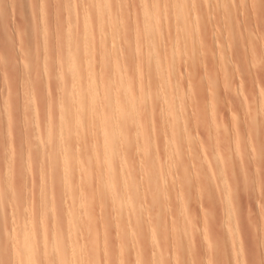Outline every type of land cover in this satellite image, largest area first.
I'll return each instance as SVG.
<instances>
[{
  "label": "rangeland",
  "instance_id": "obj_1",
  "mask_svg": "<svg viewBox=\"0 0 264 264\" xmlns=\"http://www.w3.org/2000/svg\"><path fill=\"white\" fill-rule=\"evenodd\" d=\"M2 1H4L5 3L4 2L2 3ZM7 1L8 0L0 1V6H1L0 7V12H1L0 14V41H1L0 42V91H1L0 92V129L1 130L0 131H2L0 132V135H1L0 138H2L0 140V153H1L0 154V174H1L0 183H2L0 185V187L2 186L0 188V234L2 235L0 236V239H1L0 240L1 241L0 242V264H7L8 261H10L11 264L24 263L23 259L21 258L22 255L19 249L20 246H19L18 240L16 239H18V236H20V233L22 231L26 229L27 232L28 231L30 232L32 228L34 230L32 229L30 234L35 233L34 234L35 237L33 236V238H31V241L33 243H39V246H40L38 248V252L35 253L36 258H35L34 264H48V260L50 257L48 258V260H46L47 256L45 257V254L43 252V245H44L43 242H45L44 241L45 239H47L46 241H48V238H50L51 240L50 242L52 243L55 241L54 239L56 238L52 236V237H47L44 239L45 236L43 232H45V230L49 231L50 229L51 231L52 230L55 231L57 227L56 225L58 224L55 219L63 220V221L61 220L62 222L58 221L59 224L62 223L60 229L64 233H62L61 230L60 231L65 237L66 236L68 237V238L66 237V240L69 241L70 239V241L67 244V246L69 245L68 253L69 255L71 254L70 255L71 257L78 258L75 264H93L94 262L95 264H122V262H124L123 264H137L138 263L137 260L139 261L138 264H141L144 260L145 262H143L142 264H152V263L153 264H163V263L164 264H264V69H262L261 67V56H262V53H264V4H262L261 0H189L190 1L189 4L187 3L189 1L187 2L185 1L188 4L187 7H189L190 10L193 8V10H196V12H198L199 10L202 12L199 11V13L197 14L195 11H193L195 13V16L196 14L200 16V19L198 20V18L194 16L192 11L189 10L190 11L189 13V11L187 10L188 8L186 9L188 11L187 15L188 14L190 15L192 12L191 14L192 17L190 16V19L191 18L193 19L194 17V20L197 19V21L195 22L194 20L191 19L192 20L191 24H193L194 25L193 26L190 24L191 20L188 19L190 21L189 22L186 18L187 23L189 22L188 24L191 25L193 29L192 27H190L191 29L188 30V32L184 34H181L180 33L181 31L180 32L176 31V34L179 35V38H177L178 36L176 35H175L176 38L173 37L174 34L172 35V33H175V32H172V30L174 29L169 30L172 26V25L169 26L170 25L169 23L175 24L178 21L177 20L178 10L177 12L175 11L176 14H172V17L170 16V14L168 16V13L166 11L165 12L167 13V15L164 11L161 12L163 10L161 9L163 5L162 3H164L162 2V0H149V2H151L149 3L150 8L148 4L146 5V3L148 2L147 0L144 1V3L146 2L145 4L142 3L143 0L142 1L141 0H114V3H117L115 4V6L113 3V0H112V3L111 1H109V3H111L113 7H115V9L110 7L112 6L111 4L110 5L107 4V6H105L102 0H101L102 3H100V0H96L97 6L100 7V5L103 4L105 6L104 7L102 5L104 8L107 9L108 7V9L110 8V11L112 9L111 11L112 14L109 15L111 16V18L108 16L109 13H107V15H104L106 13H104V11H101L102 6L100 7L101 8L100 11H99V8L98 10L96 8L97 11H95V7H92V6L90 7V4H88L92 2V1L89 2L90 0H81L82 2L80 0H73V1L72 0H53V1L52 0H49V1L48 0H42V1L33 0L34 2L33 7L31 6L32 0L31 2L30 0L29 2L28 0H24V2L23 0H20V1L19 0L18 1L9 0L8 1L9 3ZM16 1L18 2V6L21 7V8L19 7L20 9H17ZM57 1H59L60 3H58ZM138 1H141V2L139 3ZM86 2L89 6L85 4ZM158 2L159 3L161 2V3L159 4ZM73 3L76 6H74ZM79 3L84 8L82 6H79ZM216 3L217 5H215ZM10 4L13 7H11ZM45 4L47 5V7ZM58 4L60 6L62 4L63 6L59 7ZM158 4L160 5L159 7H157ZM35 5L37 9L35 8ZM143 5L147 6L146 11L148 12L151 11L150 13H154V16L157 14L155 21H154L155 17L152 18L153 22H149V19H146L148 17L145 14L146 12L145 9L143 10V8L145 7V6L143 7ZM28 6L31 7L30 10ZM64 6L66 8H64ZM85 6L87 8L88 7L90 8L87 9ZM93 6H96V4L95 5L93 4ZM221 6L223 9L221 8ZM139 7L142 9V12L145 11L143 14H141L142 16L145 14V17H142V16L140 17L142 19L143 18L146 19L149 23H151V27L147 25L149 23L145 20H143L145 21L144 22L145 24H143L142 19L139 17V14L141 12V9ZM33 8L36 9L37 11L34 10ZM77 8L78 9L82 8L81 10L83 11L80 10L82 14H80V12L78 13L79 10ZM148 8L150 10H147ZM159 8L161 10H159ZM21 9H23L24 11ZM52 9L53 11H55V9H58L60 14L62 13V17L59 16L61 20H59L60 18L56 19L55 17V15L56 16L59 15L58 11L56 10L54 14ZM18 10L19 12L21 10L22 13L18 14L19 13ZM33 11H36V12H33ZM66 11L68 12L66 13ZM40 12H42L45 16L42 15V13L40 14ZM89 12H91L95 18V19L91 18L90 20L92 21L95 20V22L97 21L96 22L97 24H94L95 27H97V28L94 27L97 32L96 34H98L99 32L106 31V30L108 32V34L106 33L104 34V32L102 33L103 39L100 38V35H101L100 33L98 34V36L93 33L95 35L93 36L94 41L96 40L95 42L92 41V39L90 38L91 41L94 42V44L97 42V44L95 45L92 44V45H94L95 49L96 48L98 49L97 52H100L97 54L98 56L95 55L96 57H98L97 58L98 61H96L97 59H94L96 57H94L93 55L96 53L95 51L97 49L93 52L92 50L89 51V52H92L91 53L92 57L90 58L87 57V60L85 59V61H82V59L84 60V57L82 58L80 57V59H78L79 65H81V62L82 63L84 62L86 64L84 65V67L87 68L86 70L87 73L93 72L90 69H91V66L93 65L92 60L94 59L97 62L96 64L97 72L94 69V73L96 75L97 73H99L100 74L99 76H101L100 79H102L103 77L102 83L98 77L93 78V80L91 79L93 82L95 79V86H94L95 89L93 91V86H92V92H96V94L94 93L93 95L96 96L97 98H94V97L93 98L94 100L96 99V101L98 102L97 104V102L95 101L96 104L98 105V107L96 108L97 111L101 103L100 102L101 98H99V96L102 97V99L104 98L103 95L105 96L104 94L105 92L102 89L103 86H104V89L105 88L112 89L110 88V86H113V89L111 90L112 92L110 90L109 91L111 93H114V96L112 95L114 102H117V101L119 102V101H122V97H121L123 96L122 88H124L122 87V85L124 84L125 91L128 90L129 88L130 91L128 90L127 92H130V94H131V91L134 92L133 94L134 96L131 94L133 96L132 102H134V104L135 102L138 103L137 104L138 106L134 105L133 106L134 109H131V110H129L128 108V111H126L125 113V118H129V124H130V125L128 124L129 131L131 130L129 132V135L131 136H128V137H130V141L128 140L126 142H122V144L123 143L124 144L122 145L120 143L118 147L119 148L118 151L121 149L118 153H121L122 155L123 154L126 155L125 156L126 164L124 165V163L122 162L123 159L121 160L122 158L121 154H119V158H116L117 162L114 161L113 163V168L117 170L118 172L119 166L123 167L124 165V168L126 169L125 172L130 171L129 175L127 176L131 175L130 178L134 182L133 184V182L131 181V183L133 184V188L136 189L133 192L137 193L136 192L138 190L137 188H139V191H140V192L138 191L139 195L137 194L139 196V200L136 202L139 205V211L142 212L141 213L142 215L144 214L143 215L144 217L141 216L143 217V220H141V223L138 224L139 226L135 224V222L131 218L132 216L130 215L129 211H128L129 217L125 215L117 216L115 213H116V210H118V208L114 206V202L113 203L109 202L111 198L108 195L109 194L108 187H107L108 184L106 181L107 179H105L106 175L104 174L106 173L105 172L106 168L104 167L103 169V167L100 165L102 163H100L98 160L100 156V154L98 155V152L100 151L99 149L100 148V144H99L100 138L98 135L99 133L97 132V130L99 131V129L96 127V125L93 127L95 129L94 131H96L94 136H93L94 132H92L93 128L90 127L89 129H91V131L89 132V129H88L89 125L87 127L86 126L87 124H84L83 127L80 128L81 135L77 133V131H80L79 128H77L78 130L77 129L73 130L74 132L71 131V134L74 133L73 137H75L74 140H72V142L75 140L76 141L73 142L74 145L73 144L71 145L72 143L70 141L71 139L69 140V142L67 140L66 142L69 144L68 145L69 148L67 147L66 142L63 141L65 137L62 139V137L66 136L67 133H65V135L63 134L59 138L57 137V134H56L58 132L55 131V129L58 128V126L56 127V124L58 123V120L60 118L59 117V113L61 112L60 110L61 108H63V104L65 103V100H66L64 96L65 92L69 90L71 81H72L71 80L72 78L70 77L71 78L70 79L68 77V75L70 76V74L67 75L68 73L67 66L70 65V61H67V58L68 59L70 58V54L71 55L74 54L73 52L75 50L73 49V47L75 48L79 44V43L77 44L76 42L79 40L82 41L81 40L82 37L76 36L78 39L75 37L76 35L75 31L78 32L76 27L77 26L80 27V25L78 24L81 23V21L79 23V20L82 16L83 17L85 16V18L87 17L90 18L89 16L91 15L92 17V14L90 15L87 14ZM93 12H95L96 15H94L95 13ZM36 13L38 14L39 17H36L37 16ZM56 13H58V15ZM100 13L103 16V18L98 19V16ZM116 13L117 15H115ZM150 13H147V14H149L150 16L151 15ZM2 14L4 17L2 16ZM79 14L81 17L78 19ZM173 16L174 17L176 16V20ZM112 17H115V19L118 18L116 19L118 20V22L115 21L114 18ZM169 17L172 19H170ZM108 18H110L112 21H110V19ZM97 19L101 21L103 24L105 22V24L98 25L99 21ZM36 20L38 24L36 23ZM108 20H109V23H106L108 22ZM41 22L44 24H42ZM63 22L65 23V25ZM67 22H69V24H67ZM95 22L93 21L92 23H95ZM154 22L156 26L154 25ZM35 23L37 26L35 25ZM110 23H112L113 28L110 26L111 25ZM140 23L141 25L142 24L144 25L145 29H146V26L147 28L149 27L150 32H152L151 33L152 40L150 39L151 34H148L149 30L146 29L148 30L146 32V30L140 25ZM194 23H196V25ZM197 23L199 24L197 25ZM118 24H120V26ZM152 24L154 25V27L152 26ZM167 24H169L168 26L170 28L167 27ZM188 24H187V27H188ZM43 25L45 26L43 27ZM63 25L65 26V28ZM138 25L140 28L138 27ZM93 26L91 27V29H89L88 32L94 31ZM98 27H100V29ZM102 27L104 28V30H101L103 29ZM166 27L167 29L169 28L168 30L170 32H168V30L165 29ZM187 27L186 29H189ZM155 28L156 30L157 29L158 30L155 31ZM163 29L164 31H162ZM90 30H93V31H90ZM141 30H142V33H141ZM78 33L79 35H81L80 32ZM144 34L145 35L147 34V38L145 37ZM159 34H160V37H159ZM148 35L150 36L149 38H148ZM155 35H157V37ZM90 36L92 37V35ZM141 36H144V37H141ZM75 38L76 40H74ZM105 38L107 40L109 39V42ZM99 39L103 42L101 43ZM149 39L151 41H149ZM105 40H106V43L108 44L105 43ZM176 40L177 42H175ZM187 40L189 41L186 42ZM145 41L146 43L148 42L146 44V47H145ZM178 41L179 42L182 41L183 43L182 42L179 43ZM72 42L73 43L75 42L76 44H73ZM99 42H100V45H98ZM111 42L113 46L111 45ZM150 42L153 44V45L151 44L152 46H150ZM65 43L67 44L66 46L68 47L63 48L65 47L64 46ZM157 45L159 46V48ZM181 45L182 47H179ZM100 46L102 47V49L100 48ZM110 46L111 48L109 49ZM173 46H176L177 51L175 50ZM112 47H113V51H115L114 49L116 47L115 52H117L118 54L112 51ZM68 48H70V51ZM142 48L144 49L141 51ZM156 50L158 51V54ZM49 52H50V55L48 54ZM21 53L23 56L21 55ZM85 53L86 52H83L82 56ZM52 54L54 55L52 56ZM119 54H120V57H119L120 59L118 58ZM147 54H149L148 57L146 56ZM155 54L161 55V57L160 55L158 56V58L160 57V60H161V61L159 60V64H158L159 66L161 65L160 67L157 66V63L155 66V63H154L155 61H153V57ZM100 55H102L101 58H100ZM51 56L55 58L50 59ZM77 57L79 58V55ZM104 57H106V59H103ZM112 57H114V62L112 61L113 60ZM142 58H144V61L147 60V64H145L146 61L144 62ZM99 60H101L100 62H102L103 64H101ZM21 62L22 63L26 62L25 65L23 64V66L26 69H27L26 64L27 63L29 64V65L27 64L28 69L26 70L27 73L29 72L28 74H26L25 68L21 65ZM105 62L107 64H104ZM117 62H120V63L117 65ZM139 62L141 63L140 66L138 65ZM99 63L102 65V67L101 65H99ZM150 63L152 65H150V68H149ZM108 65H110L111 67ZM17 66L19 67L18 69H17ZM78 66L77 68L78 69L81 68V70L79 69L81 72L82 70L83 71L85 70V68L78 67ZM107 66L110 67V70ZM64 67L65 69H63ZM103 68L106 70L107 74L109 73L108 76L104 72L105 70ZM11 69H14V70H11ZM156 69L157 71L158 69L161 70L159 72L160 74L156 71ZM65 70L66 72H64ZM68 70H69V67H68ZM108 70L109 71L113 70V71H111L110 73ZM81 72H79L80 75L78 79L80 78L84 79V77H86V76L82 77ZM100 72H102L103 76L101 75ZM94 73H91V74L94 75ZM120 73L122 74L121 76H120ZM64 74H65V79L66 77H68L71 80L70 81L69 79H67L70 81L69 84L67 83V81L66 82L64 81L65 80L63 78ZM14 76H17V77H14ZM110 76H112V78ZM119 76L122 77V79L119 78ZM125 76H127L128 80H130V83L129 82L127 83V78H125ZM108 78H109V81H108ZM83 79H80V82ZM105 79H107V81L110 82V84ZM86 80L87 79H84L85 83H86ZM120 80H122L123 83ZM51 81H53L54 84ZM59 81H62V82L59 83ZM63 82L66 83V84L64 83L65 86L64 84H62ZM82 83L83 82H81V85ZM100 83L103 84L102 87H100L101 86ZM98 84L99 86H97ZM40 85H41V88H40ZM107 85L108 87H106ZM53 86L54 87L57 86V88L55 87V90H54ZM60 86L63 88V90ZM177 86L178 88H180L182 95L179 94L180 91H178L179 89L177 88ZM65 87L68 89L66 90ZM98 87H100L99 95H98V90H99ZM115 88L120 89L121 91L115 90ZM174 90H175V93H174ZM171 91L173 92V94ZM142 94H145V96L143 97ZM173 95L176 97L174 98ZM169 96L170 97L172 96V98H170ZM177 96H179V99L177 98ZM116 97L121 98V99L117 100L118 98ZM59 98L61 100L60 102H59ZM2 99L4 102L2 101ZM106 99L104 100L103 107L104 106L106 107L108 105L106 104L107 103ZM168 99H169V103L170 101L173 102L172 103L173 106L172 104L170 105L172 109L176 108L177 110V111L175 110L176 112L175 117L177 115L179 116V118L178 116L176 118V120L179 119L178 121L173 120V122L175 123L177 122L175 124L176 130L174 128H171L172 130L169 128V126L171 127V124H172V123L170 124L169 122H171L172 119L169 120V114L166 113ZM54 102H56L60 106L59 108L60 110L58 109L59 106L55 104ZM61 102H62V107H61V104H59ZM175 105H177V107H175ZM94 106L92 107L93 109H95ZM56 107H57V111L55 109ZM100 107L102 108V105ZM116 107L114 106V108H112V113L114 111L113 116L115 115L114 117H116L117 115ZM129 111L131 112L133 111L134 116ZM57 112H58V115H57ZM136 112L138 113L139 117L138 115H136ZM55 119L57 120V122ZM133 119L135 121H137L138 119L140 123H142V126L140 125L141 127L138 126L140 130L139 129L136 130L137 127H135V121ZM49 123L50 124L53 123L54 125L52 124L51 126ZM54 126L56 128H54ZM131 126H133V128ZM10 127H12L11 130H10ZM180 127L182 130H178V128ZM7 128L10 131L11 135L9 134ZM42 128L43 130H41ZM52 129L54 133L51 132ZM49 130H50V133H49ZM56 130L58 131V129ZM86 130L88 132L87 134H86ZM132 130L134 131L133 135H132V132H133ZM138 130H139V133H138ZM46 131L47 133H45ZM34 134L35 135L37 134V136H35ZM173 134H175L176 136L175 135L173 136ZM50 135L51 136L54 135V137L56 135L55 137L56 139L54 137H51ZM69 135H70V132L68 134V137L66 138L68 139L69 137L71 138V136ZM40 136L42 138H39ZM132 136L134 137V139ZM171 138L173 139L171 140L173 144L176 142L174 145L170 141ZM180 138H182V140ZM49 139H53V140H50L49 142ZM166 139L167 140L169 139V140L167 141ZM58 140L61 144L59 142L57 143ZM87 140L89 141L88 143H87ZM166 141L168 145L166 144ZM45 142L47 144H45ZM36 143L39 145L37 146ZM134 143H135V146H134ZM14 144L16 147H20L21 149L16 148ZM130 144L132 145V147ZM248 144L251 146L253 145V146L252 147L250 146L251 147L250 148ZM57 145L59 147L58 149L62 148V150H58V149L56 150ZM53 146H54L53 150L55 149L54 153L52 152ZM50 147H51V150H50ZM85 147L87 149L86 151H85ZM122 147H124V151L128 154L124 153V151L122 150L123 149ZM17 149H18V152H17ZM41 150H42V153H40ZM67 150H69V155H71L72 153V156H70V159L71 157L73 159V157L77 154L75 156L77 162L72 160V163H70L71 167L62 166L61 162L63 159L60 158L61 159L60 160L56 157V155L58 156V154H60V156L58 157H61L64 151H66L67 153ZM93 151L97 152V156H98V157L96 156L97 161H95L96 159L95 155L93 157V154H90ZM50 153H52V156L50 155ZM12 154L14 156H12ZM21 154L23 156H21ZM40 154L45 156V158L43 156H40ZM89 154L91 156L90 159H88ZM46 155L47 156L50 155V156L47 157ZM10 157H13V159ZM53 157L54 159H52ZM174 157L176 161L174 160ZM219 157H221V160ZM86 158L88 159V161ZM170 158H171V162H170ZM50 159H52V162ZM56 159H58L57 160L58 163H61V164L58 165V163L56 162ZM14 160H16L17 162H14ZM129 160L131 161L129 162ZM45 161L47 162V164ZM48 161H50L52 164ZM95 162L97 163L99 170H96L97 166H94ZM120 162L122 163L120 164ZM32 163L36 165L33 164L34 166L33 165L31 166L30 164ZM116 163L120 165L117 166ZM70 164L68 166H70ZM219 164H221L220 168H219ZM46 165L47 167L49 166V168H46ZM216 165H218V167H216ZM5 166L8 168H6ZM40 166L44 167L45 172L43 171V168ZM14 167L16 169H14ZM31 167L34 168L33 169L34 171L31 170L32 169ZM76 167H77V170L75 169ZM18 168L20 169V171L22 170V172L20 173L22 174L23 178L21 177V174L19 172L18 173L16 172L19 170ZM27 168L29 170H27ZM46 169H48L49 171L48 170L46 171ZM57 169L58 171H56ZM68 169L69 171L71 170V172H67ZM6 170L8 172L10 171L11 173L10 172L8 173ZM73 170L76 172L77 175L73 174L74 173ZM90 170H91V173L93 172V170H95L96 172L98 171V173L93 172L94 174L92 176V174L90 175L89 173ZM100 170H101V173H100ZM86 171L89 174L86 175L85 173ZM163 171L164 172L166 171V172L164 173ZM30 172L32 173V175L30 174ZM128 172H126L125 174H128ZM54 173L55 174L57 173V174L54 175ZM66 173H69V174H66ZM70 173H71V177H70ZM65 174L68 176L69 180L67 179V176ZM160 174L164 176H161ZM178 174L181 176H179ZM58 175L62 176L60 177L62 179L58 178L59 177ZM73 175H75L74 176L75 178L73 177ZM116 175L118 177L120 174L119 175L116 174ZM56 176L57 178H55ZM150 176H152V179ZM72 177H73V180H72ZM4 178H5V181H4ZM81 178H83V180ZM91 178H93L92 180L94 182L96 180V183H93ZM130 178L126 177L127 180ZM43 179L46 181H44ZM56 179L58 180L60 179L59 180L60 182L61 180H63V182L61 183L59 181L56 182ZM80 179L82 180V183L80 182ZM66 180H68L69 184L68 183L65 184ZM99 180L101 181L99 182ZM148 180H150V183L147 185ZM152 180H154L153 184H152ZM72 181L74 183H72ZM118 181L120 182V179L118 178L117 180L115 176L116 189L121 190L120 189L121 187L119 186L121 185V183H118ZM86 182H88V185L86 184ZM180 182L184 184L181 185L179 184ZM49 183L51 184V186ZM128 183H130V180H128ZM170 183H173V184H170ZM89 184L91 185L89 186ZM66 185L68 186L70 185V186L65 187ZM80 185L82 189H80ZM176 186H179V187H176ZM181 186H183L184 188L187 187L186 192L185 190L181 189L183 188ZM130 187H132L131 184H130ZM170 187H172L173 189ZM86 188H88L87 189L88 191H86ZM70 189L72 192H69ZM102 190H103V193H102ZM65 191H67L66 193L67 197L66 195H64ZM117 191L118 190H116V192ZM128 191H129V186H128ZM128 191L127 193L130 192ZM121 192L123 191L121 190ZM133 192L130 193L129 195H132V194L134 195ZM219 192H221V194ZM229 192L231 193L227 195ZM2 193L4 194L2 195ZM77 193L79 197H77ZM84 193H87V195ZM127 193L126 194L124 193V195L120 193L124 197L121 200H120L121 197H119L116 202L120 203L122 206H128L129 203H127V199H126ZM82 194H83V198L85 199L82 198ZM96 195H97V198H96ZM99 195L102 196L103 198L101 197L102 199H100ZM140 195L142 197H140ZM161 195L162 197L165 196V198L163 197L160 203V200L162 198ZM57 196L59 198L62 197L63 199L61 198L60 199L61 201H60ZM145 196H147L148 198ZM180 196L182 198H180ZM86 197L89 198L88 199L89 201L91 200L90 206H87ZM66 198H69V200L68 199L66 200ZM223 198L225 199L223 200ZM226 198L228 199L230 198V199L228 200ZM182 199H184L185 201ZM152 200L153 201L156 200V201L153 203ZM2 201H3V205H2ZM68 201L71 204L67 203ZM81 201H83L84 203H82ZM172 201L174 203H172ZM175 201H177V203ZM106 202L108 203L106 204ZM228 202H230L231 205ZM60 203L61 204L63 203L62 204L63 206H61ZM99 203L100 204L102 203V204L98 205ZM154 204L156 206H154ZM56 205L59 206L60 208V211H59L61 212L60 214L62 213L64 214L66 213V214L65 215L62 214V217H61V215L57 211L58 207ZM71 205H74L73 208L75 210L71 207ZM228 206H230L232 209L229 208ZM56 207L57 209H55ZM90 207H92V209ZM147 207L149 211L147 210ZM86 208H89V209H86ZM142 208L144 210L146 209V211L148 212L145 211L146 212L145 213L144 210H142ZM65 209L67 212L65 211ZM153 209H156V212L154 211L155 212L154 217H153V214L151 215V213L153 212ZM230 209L232 210V213H230L231 212ZM72 212L75 213L76 215H74ZM84 212H85V215H84ZM70 214L73 215V217L75 216L76 218L74 217L72 222L70 221L71 222L70 225H67V222L65 223V221H68L67 215L70 218ZM112 214H114V216ZM3 215H6V216H3ZM50 215L51 216L54 215V217L51 218ZM115 215L117 216V219ZM84 216H86V218ZM13 217L15 219H13ZM5 218H8L7 221ZM125 218H128L127 219L128 221ZM189 218H191L190 224H192V226H190V224H187L189 221L188 220ZM84 219L85 220L87 219V221H90V224ZM51 220L55 221V224H54L55 226L52 224L55 228L51 225V223L53 222ZM74 220H75V223H73ZM121 220H124V223ZM151 220L152 221L154 220V222H152ZM184 221L186 222L184 223ZM32 222L35 225L34 224L32 225ZM79 222L80 224H78ZM142 222L143 224L145 223L144 226ZM151 222L154 225L151 224ZM4 223L5 225L8 223H12V225L11 227H9L8 226L9 224H8L7 227L9 229H6V227L4 226ZM25 223H26L27 228L23 230L22 227L23 228L26 227ZM41 223H43L44 226ZM47 223L49 224L46 225ZM149 223L151 224V226L153 225L152 228L150 227ZM30 224L32 227L30 226ZM86 224H88V226L90 225L89 233L87 232L88 226ZM91 225L93 228L91 227ZM131 225L132 227L133 226L134 227L131 228ZM64 226L67 228L65 229ZM69 226L71 229H69ZM104 226L106 227L104 228ZM118 226H120V229ZM136 226H138V228ZM186 226H188L187 229H186ZM15 227H16V230H15ZM72 227L73 228L76 227L75 231L78 233V234L75 233L74 238L71 237L70 235L73 232ZM12 228H14V232L10 231ZM123 228L127 229L128 231L127 230L125 231V229ZM134 228L137 230V232H139L138 234L139 238L137 234L135 235L136 230L134 231ZM92 229H94L93 233H95V238H93V233L91 231ZM143 229H144V232H143ZM158 229H159V232H158ZM190 229L193 231L192 233L189 232L191 231ZM151 230H153L154 237L152 236ZM51 231L50 233L53 232ZM66 231L68 232L69 235L67 234ZM172 231L174 232V234L171 233ZM12 233H13V236H12ZM90 233H91V236L89 235ZM125 233L126 235H124ZM143 233L147 234L146 237H145V234ZM262 233H263V236H262ZM8 236L10 239L8 238ZM55 236H57V234ZM134 238L135 240H133ZM235 238H238V239H235ZM94 239H95V242H92V240ZM137 239L139 240V242ZM76 240H78L79 242ZM144 240L146 241L145 243H144ZM148 241H150V243H148ZM138 243L141 245H139ZM17 244L19 246L18 248H17ZM94 244H96L97 249H96V246H94ZM145 244H147L148 246L146 247ZM13 246H15L14 252L16 253H13ZM94 247H95V251H94ZM129 247H131V250H132L131 252L128 251L130 250ZM145 247L146 249H144ZM153 248H155L156 252L154 251ZM9 249L10 250L12 249V250L7 252ZM134 249H136V251ZM85 250L87 251V254ZM145 250H147L148 253ZM91 251H94V253H92ZM52 252L51 254L53 256L51 257V259L53 260L52 261L49 260V261L50 263L52 262L51 264H56L57 263L55 259L56 252L54 249ZM119 252L120 253L123 252V254H120ZM144 252H145V255H148V256L143 255ZM89 253H91L92 255L91 254L89 255ZM136 253H138L139 255ZM13 254L16 257H14ZM150 254H152V257L150 256ZM77 255L79 257H76ZM158 255L159 256L161 255L160 258ZM143 256L144 258H142ZM150 257L152 260H150ZM92 258L94 261L92 260ZM97 258H98V261H97Z\"/></svg>",
  "mask_w": 264,
  "mask_h": 264
},
{
  "label": "bare ground",
  "instance_id": "obj_2",
  "mask_svg": "<svg viewBox=\"0 0 264 264\" xmlns=\"http://www.w3.org/2000/svg\"><path fill=\"white\" fill-rule=\"evenodd\" d=\"M0 1H1V0H0ZM8 1H9V0H8ZM8 1H7V2H8ZM17 1H18V0H17ZM17 1H16V2H17ZM19 1H20V0H19ZM35 1H36V0H35ZM37 1H38V0H37ZM40 1H42V0H40ZM48 1H49V0H48ZM52 1H53V0H52ZM72 1H73V0H72ZM80 1H81V0H80ZM91 1H92V2H91ZM109 1H111V3H112V0H106V1L102 0V2H104L103 4H104L105 6H107V4H109V5L111 4V3H109ZM141 1H142V0H141ZM141 1H138V2L140 3ZM144 1H145V0L142 1L143 4L146 3V2L144 3ZM147 1H148V2L146 3V5L148 4V5H149V8H150V4H149V3H151V2H149V0H147ZM185 1L187 2V1H189V0H162V2H164V3H162L164 6L162 5V8L160 7L161 9H163L161 12H163V11L165 12V11H166V12L168 13V16H169V14H170V16L172 17V14H176V12H177V10H178V12H177V15H178V18H179V19L177 18L178 21H177L175 24H171V23H169V22H168V23H169L170 25L167 24V27H169V26L172 25L171 28L169 27L170 29H169V28H168V29H169V30L174 29V30H172V32H175V33H172V35L174 34V36H173L174 38H176L175 35L178 36L177 38H179V35L176 34V31H179V32L181 31L180 33H181V34H184V33L188 32V30L191 29L190 27H192L191 25H193V24H191V23H192V20H194V17H193V19L191 18V19H192V20H191V19H190V16L192 17V15H191L192 12H193V11L196 12V10H193V8L190 10L189 7H187L188 4L190 3V1L187 2L188 4H187ZM3 2H4V1H2V3H3ZM14 2H15V1H14ZM23 2H24V0H23ZM28 2H29V0H28ZM30 2H31V0H30ZM55 2H56V1H55ZM57 2L60 3L59 1H57ZM63 2H64V1H63ZM66 2H67V1H66ZM78 2H79V1H78ZM81 2H82V1H81ZM81 2H80V3H81ZM89 2H91V3H88V4H90V7H91V6H92V7H95V11H97L98 8H99V11H100V9H101L100 7L103 5V4L100 5V7L97 6V2H96V0H90ZM93 2H94V3H93ZM102 2H101V0H100V3H102ZM106 2H107V3H106ZM115 2H117V1H115ZM122 2H123V1H122ZM122 2H120V3H122ZM138 2H137V3H138ZM191 2H192V1H191ZM4 3H5V2H4ZM8 3H9V2H8ZM10 3H11V2H10ZM19 3H20V2H19ZM33 3H34V2H33V0H32V2H31V4H32L31 6H32V7H33ZM35 3H36V2H35ZM43 3H44V2H43ZM64 3H65V2H64ZM80 3H79V6H82V5H80ZM105 3H106V4H105ZM113 3H114V0H113ZM158 3H159V2H158ZM160 3H161V2H160ZM160 3H159V4H160ZM221 3H222V2H221ZM223 3H224V2H223ZM11 4H12V3H11ZM11 4H10V5H11ZM28 4H29V3H28ZM36 4H37V3H36ZM40 4H41V3H40ZM46 4H47V3H46ZM46 4H45V5H46ZM66 4H67V3H66ZM71 4H72V3H71ZM85 4H87V2H86ZM88 4H87V5H88ZM91 4H92V5H91ZM93 4H94V5L96 4V6H93ZM115 4H117V3H114V6H115ZM154 4H155V3H154ZM159 4H158L157 7L160 6ZM6 5H7V4H6ZM10 5H9V6H10ZM54 5H55V3H54ZM73 5H74V3H73ZM83 5H84V4H83ZM104 5H103V6H104ZM111 5H112V4H111ZM138 5H139V4H138ZM215 5H217V3H216ZM16 6H17V9H20V8H21L20 6H18V2H17V5H16ZM25 6H26V4H25ZM42 6H43V5H42ZM50 6H51V5H50ZM58 6H59V7H62L63 5L61 4V6H60V5L58 4ZM66 6H67V5H66ZM74 6H76V5H74ZM79 6H78V8H79ZM88 6H89V5H88ZM103 6H102V10H101V11H104V13H106V14H104V13H102V14L107 15V13H109L108 16L111 15V14H112V13H111L112 9H111V11H110V8L108 9V7H107V9L109 10V12H108V10H107L106 8H104L105 6H104V7H103ZM120 6H121V5H120ZM144 6H145V5H143V7H144ZM0 7H1V6H0ZM11 7H13V6L11 5ZM19 7H20V8H19ZM28 7H29V6H28ZM37 7H38V6H37ZM43 7H44V6H43ZM46 7H47V5H46ZM46 7H45V8H46ZM82 7H83V6H82ZM85 7H86V6H85ZM90 7H88V8H90ZM110 7H112V8L115 9V7H113V5L110 6ZM140 7H141V6H140ZM140 7H139V8H140ZM143 7H142V8H143ZM146 7H147V6H145V7L143 8V10L145 9V11H146ZM192 7H193V6H192ZM194 7H195V6H194ZM215 7H216V6H215ZM219 7H220V6H219ZM35 8H36V5H35ZM38 8H39V7H38ZM49 8H51V7H49ZM55 8H56V7H55ZM64 8H66V7L64 6ZM74 8H76V7H74ZM78 8H77V9H78ZM83 8H84V7H83ZM86 8H87V7H86ZM86 8H85V9H86ZM88 8H87V9H88ZM96 8H97V10H96ZM149 8H148L147 10H150ZM160 8H159V10H161ZM187 8H188V9H187ZM221 8H222V6H221ZM226 8H228V7H226ZM12 9H13V8H12ZM30 9H31V7H29V10H30ZM33 9H34V8H33ZM36 9H37V8H36ZM36 9H34V10H36ZM42 9H43V8H42ZM58 9H59V8H58ZM58 9H55V11H56V10L58 11ZM61 9H63V8H61ZM67 9H68V8H67ZM70 9H71V8H70ZM81 9H82V8L78 9V10H79L78 13L80 12ZM103 9H104V10H103ZM140 9H141V8H140ZM186 9H187L188 11H189V10L192 11L190 15H189V14L187 15V12H188V11H187ZM200 9H201V8H200ZM222 9H223V8H222ZM21 10H23V9H21ZM21 10H20V12H19V10H18V12H19L18 14L22 13ZM26 10H27V9H26ZM50 10H51V9H50ZM59 10H60V9H59ZM106 10H107V11H106ZM119 10H121V9H119ZM226 10H228V9H226ZM23 11H24V10H23ZM36 11H37V10H36ZM36 11H33V12H36ZM41 11H42V10H41ZM52 11H53V9H52ZM55 11H53L54 14H55ZM70 11H71V10H70ZM81 11H83V10H81ZM84 11H85V10H84ZM145 11L142 12V9H141V12H142V13L140 12L139 17L142 16L141 14H143ZM175 11H176V12H175ZM190 11H189V13H190ZM197 11H198V10H197ZM199 11H200V10H199ZM199 11L196 12V13L198 14ZM45 12H46V11H45ZM45 12H44V13H45ZM50 12H51V11H50ZM50 12H49V13H50ZM62 12H63V11H62ZM67 12H68V11H66V13H67ZM115 12H116V10H115ZM121 12H122V11H121ZM146 12H147V13H150L151 11H150V12L146 11ZM146 12H145V14H146L147 17H148V18H146V19H149V22H153V20H152L153 17H155V18H154V21L156 20V17H157L156 15H157V14L154 16V13H150L151 15H153V16L150 15V16H151V18H150L149 14H147ZM166 12H165V13H166ZM173 12H174V13H173ZM200 12H202V11H200ZM41 13H42V12H40V14H41ZM51 13H52V12H51ZM51 13H50V14H51ZM58 13H59V15H58ZM58 13H56L58 16L55 15L56 19H59L60 17H62V13L60 14L59 11H58ZM75 13H76V12H75ZM75 13H74V14H75ZM78 13H77V14H78ZM93 13H95V12H93ZM156 13H157V12H156ZM167 13H166V15H167ZM0 14H1V12H0ZM30 14H31V13H30ZM33 14H34V13H33ZM33 14H32V16H33ZM36 14H37V13H36ZM52 14H53V13H52ZM80 14H82V13L80 12ZM80 14H79V17L76 16V17H78V19L81 17ZM87 14L90 15V14H92V13L89 12V13H87ZM87 14H85V15H87ZM145 14H144L142 17H145ZM193 14H194V16H195V13H194V12H193ZM197 14H196L195 17H197L198 20H199V19H200V16H198ZM201 14H202V13H201ZM42 15H44V14L42 13ZM68 15H69V14H68ZM94 15H96V13H95ZM115 15H117V13H116ZM2 16H3V14H2ZM34 16H35V15H34ZM40 16H41V15H40ZM44 16H45V15H44ZM59 16H60V17H59ZM66 16H67V15H66ZM71 16H72V14H71ZM100 16H102L101 13H100L99 16H98V19L103 18V16H102V17H100ZM108 16H107V17H108ZM120 16H121V14H120ZM186 16H188L189 18L186 17ZM3 17H4V16H3ZM36 17H39L38 14H37ZM50 17H52V16H50ZM68 17H69V16H68ZM89 17H90V18H88V17L85 18V16H84V17L82 16V17L80 18V20H79V23H80V21H81V23H80V24L77 23L78 25H80V27L77 26L78 28L76 27V29L78 30V32H80V34H81L82 36L79 35V33L75 31V33H76L75 37H76V36H77V37H78V36L82 37V38H81L82 41L79 40V41L76 42L77 44H78V43H79V44H78L77 47H75V48L73 47V49L75 50V51L73 52L74 54H72V55L70 54V58H69L70 60L67 58V61H70V65L67 66V72H68L67 75L70 74V76L68 75V77H69V78L71 77L72 79H71V78H70V79H71L72 81H71L68 77H66V79H65V74H66V73H65V74H64V77H63L65 80H64V79H63V80H64L65 82L67 81L68 84H69L70 81H71V85H70L69 90H67L68 88L65 87L66 90H67V91L65 90L66 92L64 91V92H65V95H64V96H65V99H66V100H65V103L63 104V108H61V110L59 109L60 106H59L56 102H54L55 104H57V105L59 106L58 109L61 111V112L59 113V117H60V118H59V120H58V123L56 124V127L58 126V128H56L55 126H54V128L58 129V131L55 129V131L58 132V133H56V134H57V137L60 138L63 134L65 135V133H67L66 136H63V137H62V139H63L64 137H65L64 139H66V140L63 139V141L66 142V141L68 140V142H69V140L71 139L70 141L72 142V140H74L75 137H73V136H74V135H73L74 133L71 134V131H73V130H75V129H77V128H79V130H80V128H82L84 124H87V125H86L87 127H88V125H89L88 129H89L90 127L93 128V127L96 125V127L99 129V131L97 130V132L99 133L98 135H99V138H100V139H99V140H100V143L98 142V143L100 144V148H99L100 151L98 152V155L100 154V156H99V159H98V160H99V162L102 163V164H100L99 162H98V163L103 167V169H104V167L106 168V169H105V172H106V173H104L106 176H105V175H104V176H105V179H107L106 181H107V184H108V185H107V187H108V193H109L108 195L110 196L111 200H113V201L110 200L109 202H112V203L114 202V206L118 208V210H116V213H115L117 216H118V215H119V216L125 215V216H128V217H129L128 213L130 212V215L132 216L131 218L133 219V221L135 222V224L138 225L139 223H141V220H143V217H144V216H143L144 214L142 215V214H141L142 212L139 211V205H138L137 202H136V201L139 200V196H138V195H139V194H138L139 188H137V189H138V190L136 191L137 193L133 192L134 190H136V189L133 188V184H134V182H133L132 179L130 178L131 175H130V176H127V175H129V172H130V171H129V172L126 171V172H128V174H125V173H126V172H125L126 169L124 168V165L126 164V162H125V156H126V155L123 154V155H124V156H123L121 153H118V152L121 150V149H120V150L118 151V149H119V148H118V147H119V144H120V143L122 144V142H126V141H128V140L130 141V137H128V136H131V135H129V132L131 131V130L129 131V125H130V124H129V118H125V113H126V111H128V108H129V110H131V109H134V107H133L134 105L138 106V105H137L138 103L135 102V104H134V102H132V100H133V96H134V95H133L134 92L131 91V94L133 95V96H132V95L130 94V92H127L128 90L130 91L129 88H128V90L125 91V89H124V88H125L124 84L122 85V87H124V88H122V90H123V96L120 95V96L122 97V101H119V102L117 101L118 104H117V102H114V100H113V98H112V97L114 96V93H111V92H112L111 90L113 89V86H110V88H112V89H109V88L107 89V88H105V89H106V91H105L104 86L102 87L103 84H101V83H102V80H103V77H102V79H100V77H101V76H99L100 74L97 73V75H96V74L94 73V69H95V71H96V68H97V65H96L97 62H96V61H98V59H97L98 57H96V56H98L97 54L100 53V52H97L98 49L96 48V49H97V50H96V49L94 48V45L97 44V42L94 44V42H95L96 40L94 41V37H93V36H95V35L98 36V34L100 33V34H101V35H100V38L103 39V36H102L103 34H102V33L104 32V34H105V33L108 34V32H107V30H106V31L99 32L98 34H96L97 32H96L95 28H97V27H95L94 24H97V23H96L97 21L95 22V20H93L95 23H92L93 21L90 20L91 18H92V19H95L94 16H93V14H92V17H91V15H90ZM95 17H96V16H95ZM109 17L111 18V16H109ZM116 17H118V16H116ZM173 17H174V16H173ZM43 18H44V17H43ZM43 18H42V19H43ZM110 18H108V19H110ZM112 18H114V20L118 22V20H116V19H118V18H116V19H115V17H112ZM140 18H141V17H140ZM169 18H170V17H169ZM174 18H175V20H176V16H175ZM186 18H187V20H188V19L191 20V22L188 20V21L190 22L191 25L188 24L189 22L187 23ZM30 19H31V18H30ZM78 19H77V20H78ZM98 19H97V20H98ZM119 19H120V17H119ZM141 19H142V18H141ZM146 19H144V18L142 19L143 24H145L144 22L147 21ZM150 19H151V20H150ZM170 19H172V18H170ZM170 19H169V21H170ZM195 19H196V18H195ZM37 20H38V19H37ZM37 20H36V23H37ZM43 20H44V19H43ZM43 20H42V21H43ZM59 20H61V18H60ZM114 20H113V21H114ZM143 20H145V21H143ZM3 21H4V20H3ZM38 21H39V20H38ZM98 21H99V20H98ZM104 21H106V20H104ZM104 21H103V22H104ZM110 21H112V20L110 19ZM139 21H140V19H139ZM194 21L196 22L197 19L194 20ZM1 22H2V20H1ZM33 22H35V21H33ZM74 22H75V21H74ZM117 22H115V23H117ZM120 22H121V20H120ZM120 22H119V23H120ZM142 22H141V23H142ZM147 22H148V21H147ZM147 22H146V23H147ZM149 22H148V23H149ZM36 23H35V25H36ZM41 23H42V22H41ZM41 23H40V24H41ZM61 23H62V21H61ZM63 23H64V22H63ZM91 23H92V24H91ZM100 23H101V24H100ZM106 23H109V20H108V22H106ZM141 23H140V25H141ZM172 23H173V22H172ZM24 24H25V23H24ZM37 24H38V23H37ZM42 24H44V23H42ZM42 24H41V25H42ZM67 24H69V22H67ZM74 24H75V23H74ZM77 24H76V25H77ZM104 24H105V22H104ZM104 24H103L101 21H99V24H98V25H104ZM110 24H111L110 26L112 27V23H110ZM143 24H142L141 26L144 28V25H143ZM187 24H188V27H187ZM194 24L196 25V23H194ZM198 24H199V23H197V25H198ZM45 25H46V24H45ZM45 25H43V27H44ZM64 25H65V23H64ZM64 25H63V26H64ZM91 25H92V26L94 25L93 28L95 27V28H94V31H95V32H94L93 30H90V31H93V32H88L89 29H91V27H92ZM108 25H109V24H108ZM118 25L120 26V24H118ZM147 25H149V27H151V23H149V24H147ZM154 25L156 26L155 22H154ZM154 25L152 24L153 27H154ZM157 25H158V24H157ZM160 25H161V24H160ZM168 25H169V26H168ZM33 26H34V25H33ZM36 26H37V25H36ZM36 26H35V27H36ZM63 26H62V27H63ZM105 26H107V25H105ZM119 26H118V27H119ZM145 26H146V25H145ZM158 26H159V25H158ZM193 26H194V25H193ZM38 27H39V25H38ZM62 27H61V28H62ZM66 27H67V26H66ZM100 27H101V26H100ZM100 27H98V28L100 29ZM138 27H139V25H138ZM142 27H141V28H142ZM149 27L147 28V26H146V29L149 30ZM167 27L165 28L166 30H168ZM186 27L189 28V29H186ZM64 28H65V26H64ZM71 28H72V27H71ZM80 28H81V29H80ZM102 28H103V27H102ZM112 28H113V27H112ZM119 28H120V27H119ZM139 28H140V27H139ZM197 28H198V26H197ZM62 29H63V28H62ZM99 29H98V30H99ZM114 29H115V28H114ZM144 29H145V28H144ZM146 29H145V30H146ZM185 29H186V30H185ZM192 29H193V27H192ZM44 30H45V29H44ZM101 30H104V28L101 29ZM148 30H146V32H147ZM157 30H158V29H157ZM157 30H156V28H155V31H157ZM169 30H168V32H170ZM196 30H197V29H196ZM196 30H195V31H196ZM139 31H140V30H139ZM162 31H164V29H163ZM182 31H183V33H182ZM66 32H67V30H66ZM71 32H72V31H71ZM149 32H150V30H149ZM149 32H148V34H151V33H152V32H150V33H149ZM189 32H190V31H189ZM192 32H193V30H192ZM77 33H78V34H77ZM93 33H94L95 35H94ZM141 33H142V30H141ZM177 33H178V32H177ZM190 33H191V32H190ZM90 35H92V37H91ZM144 35H145V34H144ZM189 35H190V34H189ZM65 36H67V35H65ZM101 36H102V37H101ZM105 36H106V35H105ZM155 36L157 37V35H155ZM182 36H183V35H182ZM44 37H45V36H44ZM44 37H43V38H44ZM77 37H76V38H77ZM80 37H79V38H80ZM113 37H114V36H113ZM141 37H144V36H141ZM145 37L147 38V34L145 35ZM149 37H150V36L148 35V38H149ZM159 37H160V34H159ZM39 38H40V37H39ZM71 38H72V36H71ZM76 38H75L74 40H76ZM90 38H91L92 41H94V42H92ZM187 38H188V37H187ZM44 39H45V38H44ZM77 39H78V38H77ZM105 39H106V38H105ZM142 39H143V38H142ZM150 39L152 40V34H151ZM150 39H149V41H151ZM159 39H160V38H159ZM180 39H181V38H180ZM65 40H66V39H65ZM72 40H73V38H72ZM99 40H100V39H99ZM106 40H107V39H106ZM106 40H105V43H106ZM173 40H175V39H173ZM40 41H41V40H40ZM107 41L109 42V39H108ZM146 41H147V39H146ZM146 41H145V47H146V44L148 43V42L146 43ZM188 41H189V40H187L186 42H188ZM0 42H1V41H0ZM41 42H42V41H41ZM89 42L91 43V45H90ZM100 42L102 43L103 41L100 40ZM100 42H99L98 45H100ZM175 42H177V40H176ZM178 42H179V41H178ZM181 42H182V41H181ZM181 42H179V43H181ZM45 43H47V42H45ZM51 43H52V42H51ZM51 43H50V44H51ZM63 43H64V41H63ZM72 43H73V42H72ZM76 43L74 42L73 44H76ZM142 43H143V41H142ZM172 43H173V42H172ZM182 43H183V42H182ZM92 44H94V45H92ZM106 44H108V43H106ZM106 44H105V45H106ZM115 44H116V43H115ZM115 44H114V45H115ZM151 44H152V43L150 42V46L153 45V44H152V45H151ZM157 44H158V43H157ZM177 44H178V43H177ZM186 44H187V43H186ZM66 45H67V44L65 43V45H64L65 47H63V48L68 47V46H66ZM69 45H70V44H69ZM111 45H112V42H111ZM117 45H118V44H117ZM155 45H156V44H155ZM51 46H52V45H51ZM74 46H75V45H74ZM90 46H92V47H90ZM101 46H102V45H101ZM101 46H100V48L102 49ZM112 46H113V45H112ZM157 46H158V45H157ZM157 46H156V47H157ZM173 47H174L175 50H176V46H173ZM179 47H182V45L179 46ZM179 47H178V48H179ZM185 47H186V46H185ZM91 48H92V49H91ZM103 48H105V47H103ZM110 48H111V46L109 47V49H110ZM153 48H154V46H153ZM153 48H152V49H153ZM158 48H159V46H158ZM68 49H69V51H70V48H68ZM109 49H108V50H109ZM118 49H119V48H118ZM143 49H144V48H142L141 51H142ZM150 49H151V48H150ZM185 49H186V48H185ZM71 50H72V48H71ZM90 50H92V52L96 50V51H95L96 53L93 54V55H94V57H96V58H94V59H97V60L95 61L93 58H92L93 60L90 59V60L93 61V62H92L93 65L91 66V69H90V70L93 71V72H91V73H94V75L91 74V73H87V71H86L87 68L84 67V65H86V64H85L84 62H83L84 64L81 62V65H82V66L79 65V63H78V59H80V57H81V58L84 57V60L82 59V61H85V59L87 60V57H89V58L92 57V54H91L92 52H89ZM114 50L116 51V47H115ZM148 50H149V48H148ZM153 50H154V49H153ZM64 51H65V50H64ZM101 51H102V50H101ZM105 51H106V50H105ZM112 51H113V47H112ZM112 51H111V52H112ZM115 51H113V52H115ZM118 51H119V50H118ZM151 51H152V50H151ZM156 51H157V50H156ZM176 51H177V50H176ZM178 51H179V50H178ZM183 51H184V50H183ZM26 52H27V51H26ZM26 52H25V54H26ZM71 52H72V51H71ZM83 52H86V53L82 56ZM113 52H112V53H113ZM144 52H145V51H144ZM153 52H154V51H153ZM23 53H24V52H23ZM41 53H42V52H41ZM43 53H44V52H43ZM46 53H47V52H46ZM65 53H66V52H65ZM65 53H64V54H65ZM79 53H80V54H79ZM102 53H103V52H102ZM112 53H111V54H112ZM115 53H117V52H115ZM37 54H38V53H37ZM48 54L50 55V52H49ZM109 54H110V52H109ZM109 54H108V55H109ZM117 54H118V53H117ZM117 54H116V56H117ZM157 54H158V51H157ZM157 54L154 55V57H153V61H155V62H154V63H155V66H156V63H157V66L160 67L161 65L159 66L158 64H159V60H160L161 55L159 54L160 57L158 58L159 55H157ZM176 54H178V53H176ZM21 55H22V53H21ZM28 55H29V54H28ZM44 55H45V54H44ZM53 55H54V54H52V56H53ZM78 55H79V58L77 57ZM89 55H91V56H89ZM95 55H96V56H95ZM141 55H142V53H141ZM144 55H145V54H144ZM148 55H149V54H147L146 56L148 57ZM19 56H20V55H19ZM19 56H18V57H19ZM22 56H23V55H22ZM38 56H39V55H38ZM52 56L50 57V59L53 58ZM66 56H67V55H66ZM101 56H102V55H100V58H101ZM150 56H151V55H150ZM14 57H15V56H14ZM18 57H17V58H18ZM48 57H49V56H48ZM57 57H58V56H57ZM119 57H120V54H119L118 58H119ZM21 58H22V57H21ZM27 58H28V57H27ZM27 58H26V59H27ZM54 58H55V57H54ZM54 58H53V59H54ZM59 58H60V57H59ZM63 58H64V57H63ZM108 58H109V57H108ZM112 58H113L112 61L114 62V57H112ZM112 58H110V59H112ZM26 59H25V61H26ZM37 59H38V58H37ZM41 59H42V58H41ZM60 59H61V58H60ZM103 59H106V57H104ZM119 59H120V58H119ZM142 59H143V61H144V58H142ZM15 60H16V59H15ZM18 60H19V59H18ZM22 60H24V59H22ZM101 60H102V59H101ZM101 60H99V62H100ZM116 60H117V59H116ZM139 60H140V58H139ZM151 60H152V59H151ZM151 60H149V61H151ZM13 61H14V60H13ZM20 61H21V60H20ZM27 61H28V60H27ZM38 61H39V60H38ZM41 61H42V60H41ZM41 61H40V62H41ZM53 61H54V60H53ZM59 61H60V60H59ZM63 61H64V60H63ZM67 61H66V62H67ZM80 61H81V60H80ZM94 61H95V62H94ZM105 61H106V60H105ZM145 61H146V62H145ZM145 61H144L145 64H147V60H145ZM160 61H161V60H160ZM23 62H24V61H23ZM44 62H45V61H44ZM113 62H112V63H113ZM141 62H142V61H141ZM16 63H17V62H16ZM25 63H26V62H25ZM25 63H22V62H21V65H22V66H23V64L25 65ZM50 63H51V62H50ZM94 63H95V64H94ZM100 63L103 64L102 62H100ZM100 63H99V65H101ZM110 63H111V62H110ZM110 63H109V64H110ZM119 63H120V62H117V65H118ZM27 64H28V63H27ZM27 64H26V67H27V69H28ZM38 64H39V63H38ZM61 64H62V63H61ZM104 64H107V63L105 62ZM113 64H114V63H113ZM122 64H123V62H122ZM161 64H162V63H161ZM19 65H20V64H19ZM19 65H18V66H19ZM28 65H29V64H28ZM40 65H41V64H40ZM67 65H68V64H67ZM78 65H79V66H78ZM89 65H90V64H89ZM94 65H95V66H94ZM138 65L140 66L141 63L139 62ZM150 65H152V64H151V63L149 64V68H150ZM18 66H17V69L19 68ZM38 66H39V65H38ZM77 66H78V67H83V68H85V70H84V71L82 70V72H81V71H80L81 68H79V69H80V70H79V69L77 68ZM108 66H110V65H108ZM108 66H107V67H108ZM146 66H148V65H146ZM23 67H24V66H23ZM41 67H42V66H41ZM44 67H45V66H44ZM44 67H43V68H44ZM68 67H69V70H68ZM99 67H100V66H99ZM101 67H102V65H101ZM110 67H111V66H110ZM110 67H108L109 70H110ZM113 67H114V66H113ZM122 67H123V66H122ZM122 67H121V68H122ZM24 68H25V67H24ZM24 68H23V69H24ZM36 68H37V67H36ZM45 68H46V67H45ZM58 68H59V67H58ZM104 68H105V67H104ZM104 68H103V69H104ZM119 68H120V67H119ZM124 68H125V67H124ZM139 68H140V67H139ZM144 68H145V67H144ZM146 68H147V67H146ZM151 68H152V66H151ZM156 68H157V67H156ZM15 69H16V68H15ZM20 69H22V68H20ZM27 69L25 68V71H26ZM39 69H40V68H39ZM63 69H65V67H64ZM63 69H62V70H63ZM105 69H106V68H105ZM105 69H104V70H105ZM113 69H114V68H113ZM142 69H143V68H142ZM11 70H14V69H11ZM29 70H30V69H29ZM97 70H98V69H97ZM99 70H100V69H99ZM109 70H108V71H109ZM121 70H122V69H121ZM19 71H20V70H19ZM41 71H42V70H41ZM43 71H44V70H43ZM57 71H58V70H57ZM59 71H60V70H59ZM101 71H102V70H101ZM111 71H113V70H111ZM111 71H109V72L111 73ZM115 71H116V70H115ZM138 71H139V70H138ZM141 71H142V70H141ZM143 71H144V70H143ZM156 71H157V69H156ZM160 71H161V70L158 69L157 72L159 73ZM44 72H45V71H44ZM64 72H66V70H65ZM79 72L82 73V75H81L82 77H83V76H86V77H84V79H87V80H86V83H85L84 79H83V78H80V79H83L81 82H83L84 84L82 83V85H81L80 79H78V77H79V75H80ZM84 72H85V73H84ZM96 72H97V71H96ZM104 72L106 73V70H105ZM118 72H119V71H118ZM145 72H146V71H145ZM157 72H156V73H157ZM28 73H29V72H28ZM28 73H27V71H26V74H28ZM42 73H43V72H42ZM55 73H56V72H55ZM83 73H84L85 75H84ZM100 73H101V75H102V72H100ZM136 73H137V72H136ZM142 73H143V72H142ZM154 73H155V72H154ZM20 74H21V73H20ZM22 74H23V73H22ZM61 74H62V73H61ZM108 74H109V73H108ZM108 74L106 73L107 76H108ZM116 74H117V73H116ZM148 74H149V73H148ZM159 74H160V73H159ZM14 75H15V73H14ZM18 75H19V73H18ZM23 75H24V74H23ZM54 75H55V74H54ZM106 75H105V76H106ZM110 75H111V74H110ZM121 75H122V74L120 73V76H121ZM124 75H125V74H124ZM157 75H158V74H157ZM20 76H21V75H20ZM62 76H63V75H62ZM81 76H80V77H81ZM102 76H103V75H102ZM107 76H106V77H107ZM116 76H117V75H116ZM120 76H119V78L122 79V77H120ZM158 76H159V75H158ZM12 77H13V76H12ZM14 77H17V76H14ZM21 77H22V76H21ZM21 77H20V78H21ZM24 77H25V76H24ZM55 77H56V76H55ZM95 77H98L99 80H101V83H100L101 86H100V87H102L103 91L105 92V93H104L105 96L103 95V97H104V98H105V97L107 98V99H106V98H105V99H106V102H107L106 104H108L106 107H105V106L103 107V105H104V100H105V99H104V98L102 99V97L99 96V98H101V101H100V102H101L102 104L100 103V106L102 105V108L99 106L100 110H99V108H98V111H97V109H96V108L98 107V105H97L98 102L96 101V99L94 100V98H97V97L93 95L94 93L96 94V92H92V86H93V91H94V89H95V88H94V86H95V79H94V82L92 81L93 78H95ZM106 77H105V78H106ZM110 77L112 78V76H110ZM110 77H109V78H110ZM9 78H10V77H9ZM57 78H59V77H57ZM109 78H108V81H109ZM116 78H117V77H116ZM125 78H127V76H125ZM10 79H11V78H10ZM67 79H69L70 81L67 80ZM91 79H92V80H91ZM12 80H13V78H12ZM21 80H22V79H21ZM60 80H61V79H60ZM63 80H62V81H63ZM99 80H98V82H99ZM105 80L107 81V79H105ZM4 81H5V80H4ZM62 81H59V83L62 82ZM68 81H69V82H68ZM108 81H107V82H108ZM110 81H111V80H110ZM120 81H122V80H120ZM21 82H22V81H21ZM51 82L54 84L53 81H51ZM65 82H63L62 84H64ZM79 82H80V84H79ZM104 82H105V81H104ZM115 82H116V80H115ZM128 82L130 83V80H128V78H127V83H128ZM4 83H5V82H4ZM19 83H20V82H19ZM57 83H58V82H57ZM57 83H56V85H57ZM105 83H106V82H105ZM108 83L110 84V82H108ZM122 83H123V81H122ZM122 83H120V84H122ZM6 84H7V83H6ZM6 84H5V85H6ZM16 84H17V83H16ZM20 84H21V83H20ZM62 84H61V85H62ZM65 84H66V83H65ZM65 84H64V86H65ZM112 84H113V83H112ZM116 84H117V83H116ZM1 85H2V84H1ZM8 85H9V84H8ZM43 86H44V84H43ZM50 86H52V85H50ZM62 86H63V85H62ZM97 86H99V84H98ZM55 87L57 88V86H55ZM55 87L53 86V89H54V90H55ZM60 87H61V86H60ZM100 87H98V89H99ZM106 87H108V85H107ZM116 87H117V86H116ZM128 87H129V86H128ZM18 88H19V87H18ZM18 88H17V89H18ZM40 88H41V85H40ZM61 88H62V87H61ZM177 88H178V86H177ZM4 89H5V88H4ZM4 89H3V90H4ZM7 89H8V88H7ZM43 89H44V88H43ZM102 89H101V90H102ZM178 89H179V90H178ZM178 89H176V90L180 91V88H178ZM62 90H63V88H62ZM109 90H110L111 92H110ZM115 90H119V91H121L120 89H116V88H115ZM8 91H9V90H8ZM43 91H44V90H43ZM124 91H125V92H124ZM172 91H173V90H172ZM172 91H171V92H172ZM0 92H1V91H0ZM18 92H19V91H18ZM53 92H54V91H53ZM60 92H61V90H60ZM132 92H133V93H132ZM135 92H136V90H135ZM4 93H5V92H4ZM99 93H100V89L98 90V95H99ZM118 93H120V92H118ZM143 93H144V91H143ZM169 93H170V92H169ZM174 93H175V90H174ZM16 94H18V93H16ZM55 94H56V92H55ZM62 94H63V93H62ZM121 94H122V92H121ZM170 94H171V93H170ZM172 94H173V92H172ZM179 94L182 95V92L180 91ZM112 95H113V96H112ZM116 95H118V94H116ZM142 95H143V97L145 96V94H142ZM41 96H42V95H41ZM44 96H45V95H44ZM55 96H56V95H55ZM55 96H54V97H55ZM64 96H63V97H64ZM101 96H102V95H101ZM136 96H137V95H136ZM140 96H141V94H140ZM173 96H174V95H173ZM42 97H43V96H42ZM54 97H53V98H54ZM93 97H94V98H93ZM138 97H139V96H138ZM166 97H167V95H166ZM169 97H170V96H169ZM169 97H168V98H169ZM175 97H176V96H174V98H175ZM6 98H7V97H6ZM60 98H61V96H60ZM60 98H59V102L61 101ZM116 98H118V97H116ZM170 98H172V96H171ZM177 98L179 99V96H177ZM55 99H56V98H55ZM111 99H112V100H111ZM119 99H121V98H118L117 100H119ZM166 99H167V98H166ZM7 100H8V99H7ZM102 100H103V102H102ZM110 100H111V102H110ZM136 100H137V99H136ZM170 100H171V99H170ZM2 101H3V99H2ZM95 101L97 102V104H96ZM112 101H113V102H112ZM137 101H138V100H137ZM3 102H4V101H3ZM7 102H8V101H7ZM62 102H63V101H62ZM62 102L59 103V104H61V107H62ZM175 102H176V101H175ZM172 103H173L172 101H170V103H169V99H168V105H167V108H166V110H167L166 113L169 114V120L172 119V121L169 122V123H170V124L172 123L173 125L171 124V127L169 126V128H170V129H171V128H174V129H175V124H176L177 122L175 123V122H173V120L178 121L179 119L176 120V118H177L178 115L175 117V114H176L175 110H176V108H173V109H174V111H173L172 107L170 106ZM55 104H54V105H55ZM106 104H105V105H106ZM57 105H56V106H57ZM94 105H96V106H94ZM93 106L95 107V109L92 108ZM114 106H115V107L117 106L116 109H117V111H118V112L116 111V114H117L116 117H114L115 115L113 116L114 111H113V113H112V108H114ZM165 106H166V105H165ZM172 106H173V104H172ZM139 107H140V106H139ZM175 107H177V105H175ZM55 109H56V111H57V107H56ZM116 109H115V110H116ZM135 110H136V109H135ZM211 110H212V108H211ZM56 111H55V112H56ZM133 111H134V110H133ZM133 111H132V112L129 111V112H131V114H133ZM176 111H177V110H176ZM180 111H181V110H180ZM181 112H182V111H181ZM182 113H183V112H182ZM182 113H181V114H182ZM55 115H56V114H55ZM57 115H58V112H57ZM136 115H138L137 112H136ZM183 115H184V114H183ZM183 115H182V116H183ZM130 116H132V115H130ZM133 116H134V114H133ZM57 117H58V116H57ZM138 117H139V115H138ZM174 117H175V119H174ZM55 118H56V117H55ZM132 118H133V117H132ZM136 118H137V117H136ZM178 118H179V116H178ZM167 119H168V118H167ZM55 120H56V119H55ZM131 120H132V119H131ZM133 120H134V119H133ZM134 121H135V120H134ZM138 121H139L138 119H137V121H135V127H137L136 130L139 129L138 126H139V127L142 126V123H140V121H139V122H138ZM180 121H181V120H180ZM180 121H179V122H180ZM56 122H57V120H56ZM132 122H133V121H132ZM12 123H13V122H12ZM45 123H46V122H45ZM53 123H55V122H53ZM53 123H51V124L49 123V124L52 126ZM128 124H129V125H128ZM131 124H133V123H131ZM10 125H11V123H10ZM41 125H42V124H41ZM53 125H54V124H53ZM140 125H141V126H140ZM143 125H144V124H143ZM7 126H8V125H7ZM39 127H40V126H39ZM42 127H43V126H42ZM46 127H47V126H46ZM49 127H50V126H49ZM131 127L133 128V126H131ZM11 128H12V127H10V130H11ZM47 128H48V127H47ZM50 128H51V127H50ZM54 128H53V129H54ZM13 129H14V128H13ZM53 129L51 130V132L54 133ZM85 129H86V128H85ZM88 129H87V130H88ZM170 129H169V130H170ZM0 130H1V129H0ZM7 130H8V128H7ZM41 130H43V128H42ZM77 130H78V129H77ZM87 130H86V134L88 133ZM94 130H95V129L93 128V129H92V132H94V133H93V136H94V134H95V132H96V131H94ZM133 130H134V129H133ZM133 130H132V131H133ZM139 130H140V129H139ZM139 130H138V133H139ZM171 130H172V129H171ZM175 130H176V129H175ZM178 130H182L181 127L178 128ZM3 131H4V130H3ZM12 131H13V130H12ZM90 131H91V129H89V132H90ZM173 131H174V130H173ZM173 131H172V132H173ZM185 131H186V130H185ZM0 132H2V131H0ZM4 132H5V131H4ZM8 132H9V134L11 135V133H10L9 130H8ZM14 132H15V131H14ZM69 132H70V135H69V136H71V138L69 137V139H68V138H66V137H68ZM73 132H74V131H73ZM80 132H81V130H80V131H77V133H79V135H81ZM84 132H85V131H84ZM181 132H182V131H181ZM6 133H7V132H6ZM12 133H13V132H12ZM45 133H47V131H46ZM49 133H50V130H49ZM77 133H76V135H77ZM133 133H134V131L132 132V135H133ZM182 133H183V132H182ZM9 134H8V135H9ZM17 134H18V133H17ZM37 134H38V133H37ZM37 134H36V135L34 134V135L37 136ZM42 134H43V132H42ZM96 134H97V133H96ZM12 135H14V134H12ZM18 135H19V134H18ZM40 135H41V134H40ZM98 135H96V136H98ZM174 135H175V134H173V136H174ZM0 136H1V135H0ZM4 136H5V135H4ZM30 136H31V135H30ZM48 136H49V135H48ZM50 136H51V135H50ZM86 136H87V135H86ZM88 136H89V135H88ZM90 136H91V135H90ZM139 136H140V134H139ZM142 136H143V135H142ZM142 136H141V137H142ZM175 136H176V135H175ZM180 136H181V135H180ZM180 136H179V137H180ZM184 136H185V135H184ZM10 137H11V136H10ZM31 137H32V136H31ZM51 137H54V135L51 136ZM55 137H56V135H55ZM55 137H54V138H55ZM77 137H78V135H77ZM80 137H81V136H80ZM84 137H85V136H84ZM132 137H133V136H132ZM137 137H138V136H137ZM171 137H172V136H171ZM185 137H186V136H185ZM12 138H13V137H12ZM12 138H11V139H12ZM16 138H17V136H16ZM39 138H42V137L40 136ZM86 138H87V137H86ZM89 138H90V137H89ZM172 138H173V137H172ZM172 138L170 139V141L173 140ZM1 139H2V138H0V140H1ZM55 139H56V138H55ZM133 139H134V137H133ZM141 139H142V138H141ZM141 139H140V140H141ZM163 139H164V138H163ZM180 139L182 140V138H180ZM3 140H4V139H3ZM17 140H18V139H17ZM35 140H37V139H35ZM38 140H39V139H38ZM50 140H53V139H49V142H50ZM79 140H81V139H79ZM85 140H86V139H85ZM89 140H91V139H89ZM93 140H94V139H93ZM166 140H167V139H166ZM168 140H169V139H168ZM168 140H167V141H168ZM174 140H175V139H174ZM14 141H16V140H14ZM19 141H20V140H19ZM29 141H30V140H29ZM29 141H28V142H29ZM32 141H33V140H32ZM39 141H40V140H39ZM46 141H48V140H46ZM55 141H56V140H55ZM75 141H76V140H75ZM75 141H73V142H75ZM167 141H166V144L168 145ZM33 142H34V141H33ZM37 142H38V141H37ZM41 142H42V141H41ZM52 142H53V141H52ZM58 142H59V140L57 141V143H58ZM73 142L71 143V145L73 144ZM80 142H81V141H80ZM88 142H89V141L87 140V143H88ZM131 142H132V141H131ZM131 142H130V143H131ZM18 143H20V142H18ZM18 143H17V144H18ZM54 143H55V142H54ZM59 143H60V142H59ZM96 143H97V142H96ZM171 143H172V141H171ZM175 143H176V142H175ZM175 143H174V144H175ZM36 144H37V143H36ZM41 144H42V143H41ZM45 144H47V143L45 142ZM60 144H61V143H60ZM66 144H67V147H68L69 144H68L67 142H66ZM85 144H86V142H85ZM123 144H124V143H123ZM123 144H122V145H123ZM131 144H132V143H131ZM131 144H130V145H131ZM172 144H173V143H172ZM174 144H173V145H174ZM24 145H26V144H24ZM24 145H23V146H24ZM38 145H39V144H37V146H38ZM52 145H53V144H52ZM54 145H55V144H54ZM73 145H74V144H73ZM132 145H133V144H132ZM132 145H131V147H132ZM248 145H249V144H248ZM14 146H15V144H14ZM40 146H41V145H40ZM40 146H39V147H40ZM46 146H47V145H46ZM59 146H60V145H59ZM61 146H62V145H61ZM82 146H83V144H82ZM82 146H81V147H82ZM86 146H87V144H86ZM88 146H89V145H88ZM134 146H135V143H134ZM250 146H251V145H249V147H250ZM252 146H253V145H252ZM252 146H251V147H252ZM15 147H16V146H15ZM48 147H49V146H48ZM65 147H66V145H65ZM72 147H73V146H72ZM97 147H98V146H97ZM251 147H250V148H251ZM16 148L19 149L20 147H16ZM16 148H15V149H16ZM24 148H25V147H24ZM53 148H54V146L52 147V152L54 153L55 149L53 150ZM58 148H59V147H58V145H57L56 150H57ZM68 148H69V147H68ZM68 148H67V149H68ZM70 148H71V147H70ZM73 148H74V147H73ZM91 148H92V147H91ZM122 148H123L122 150L124 151V147H122ZM173 148H174V147H173ZM176 148H177V147H176ZM176 148H175V149H176ZM18 149H17V152H18ZM20 149H21V148H20ZM31 149H32V148H31ZM37 149H38V147H37ZM45 149H46V148H45ZM71 149H72V148H71ZM71 149H70V150H71ZM89 149H90V147H89ZM168 149H169V147H168ZM32 150H33V149H32ZM42 150H43V148H42ZM42 150H41L40 153H42ZM48 150H49V149H48ZM50 150H51V147H50ZM58 150H62V148H60V149H58ZM64 150H65V148H64ZM74 150H75V149H74ZM74 150H73V151H74ZM81 150H82V149H81ZM86 150H87V149H86V147H85V151H86ZM12 151H13V150H12ZM14 151H16V150H14ZM19 151H20V150H19ZM26 151H27V149H26ZM37 151H39V150H37ZM46 151H47V150H46ZM46 151H45V152H46ZM91 151H92V150H91ZM97 151H98V150H97ZM3 152H4V151H3ZM50 152H51V151H50ZM81 152H82V151H81ZM83 152H84V151H83ZM95 152H96V151H95ZM95 152L93 151V152H91L90 154H93V157H94V155H95V158H96V159H95V158H94V159H95V161H97V157H98V156H97V152H96V153H95ZM130 152H131V151H130ZM181 152H182V151H181ZM183 152H184V151H183ZM10 153H11V152H10ZM15 153H16V152H15ZM29 153H30V152H29ZM57 153H58V151H57ZM85 153H86V152H85ZM124 153H126V152L124 151ZM166 153H167V151H166ZM174 153H175V151H174ZM174 153H173V154H174ZM0 154H1V153H0ZM13 154H14V152H13ZM13 154H12V156H14ZM17 154H18V153H17ZM47 154H49V153H47ZM75 154H76V153H75ZM75 154H74V155H75ZM90 154H89V158H88V159H90V157H91ZM119 154H121V157H122V158H121V157H120V158H121V160L123 159L122 162L124 163V165H123V167H122V166H119L122 162H120L119 165H118V163H116V165L119 166V168H118V170H119L118 172H119V173H118L117 170H115V169L113 168V163H114V161L117 162V161H116V160H117L116 158H119ZM126 154H128V153H126ZM173 154H172V156H173ZM50 155L52 156V153H50ZM50 155H48V156H50ZM68 155H69V150H67V153H66V151H64L63 154L61 155V157H58V156H60V154H58V156L56 155V157H57L58 159H60V158L63 159L62 162H61V161H60V162L62 163V166H64V167H66V166H67V167H71V164H70V163H72V160L77 162L76 157H75L77 154H76L75 156L73 155V156L75 157V158L73 157V159H72V157H71V159H70V156H72V153H71V155H69V156H68ZM129 155H130V154H129ZM168 155H170V154H168ZM174 155H175V154H174ZM2 156H3V154H2ZM9 156H11V155H9ZM18 156H19V155H18ZM21 156H23V155L21 154ZM26 156H28V155H26ZM40 156H43V155L40 154ZM46 156H47V155H46ZM48 156H47V157H48ZM83 156H84V155H83ZM96 156H97V157H96ZM130 156H131V155H130ZM176 156H177V155H176ZM182 156H184V155H182ZM43 157L45 158V156H43ZM77 157H78V156H77ZM86 157H87V156H86ZM100 157H101V158H100ZM169 157H170V156H169ZM5 158H6V157H5ZM10 158L13 159V157H10ZM15 158H16V157H15ZM20 158H21V157H20ZM23 158H25V157H23ZM81 158H82V156H81ZM177 158H178V157H177ZM219 158H220V160H221V157H219ZM2 159H3V157H2ZM28 159H29V157H28ZM38 159H39V158H38ZM48 159H49V158H48ZM52 159H54V157H53ZM52 159H50L51 162H52ZM58 159H56V162H57V163H58V161H57ZM77 159H78V158H77ZM84 159H85V158H84ZM84 159H83V160H84ZM86 159H87V158H86ZM88 159H87V161H88ZM92 159H93V158H92ZM183 159H184V158H183ZM17 160H18V159H17ZM39 160H40V159H39ZM39 160H38V161H39ZM60 160H61V159H60ZM131 160H132V159H131ZM131 160H129V162H130ZM174 160L176 161L175 157H174ZM181 160H182V159H181ZM181 160H180V161H181ZM220 160H219V161H220ZM5 161H6V160H5ZM7 161H8V160H7ZM23 161H24V160H23ZM31 161H32V160H31ZM34 161H36V160H34ZM34 161H33V162H34ZM43 161H44V159H43ZM43 161H42V162H43ZM46 161H47V159H46ZM46 161H45V162H46ZM119 161H120V160H119ZM217 161H218V160H217ZM3 162H4V161H3ZM12 162H13V161H12ZM14 162H17V161L14 160ZM26 162H27V161H26ZM48 162H50V161H48ZM51 162H50V163H51ZM78 162H79V161H78ZM170 162H171V158H170ZM178 162H179V160H178ZM21 163H22V161H21ZM35 163H36V162H35ZM61 163H58V165L61 164ZM74 163H75V162H74ZM132 163H133V162H132ZM216 163H217V162H216ZM9 164H10V163H9ZM33 164H34V163H32V164H30V165L32 166ZM46 164H47V162H46ZM51 164H52V163H51ZM69 164H70V166H68ZM93 164H94V163H93ZM2 165H3V164H2ZM2 165H1V166H2ZM10 165H11V164H10ZM14 165H15V164H14ZM19 165H20V164H19ZM34 165H36V164H34ZM34 165H33V166H34ZM38 165H39V164H38ZM43 165H44V164H43ZM56 165H57V164H56ZM100 165H99V166H100ZM222 165H223V164H222ZM17 166H18V165H17ZM25 166H26V164H25ZM62 166H61V167H62ZM94 166H97V163H96V162H95ZM101 166H100V167H101ZM117 166H116V168H117ZM220 166H221V164H219V168H220ZM5 167H6V166H5ZM11 167H12V166H11ZM29 167H30V166H29ZM35 167H36V166H35ZM40 167H42V166H40ZM216 167H218V165H216ZM6 168H8V167H6ZM6 168H5V169H6ZM9 168H10V167H9ZM19 168H20V167H19ZM19 168H18V169H19ZM31 168H32V167H31ZM31 168H30V169H31ZM36 168H37V167H36ZM42 168H43V171H44V167H42ZM42 168H41V170H42ZM46 168H49V166L47 167V165H46ZM50 168H52V167H50ZM72 168H73V166H72ZM79 168H80V167H79ZM141 168H142V167H141ZM143 168H144V167H143ZM12 169H13V168H12ZM14 169H16V168L14 167ZM33 169H34V168H32L31 170H33ZM37 169H38V168H37ZM58 169H60V168H58ZM58 169H57L56 171H58ZM75 169L77 170V167H76ZM84 169H85V168H84ZM93 169H95V168H93ZM222 169H223V168H222ZM27 170H29V169L27 168ZM31 170H30V171H31ZM47 170H48V169H46V171H47ZM50 170H51V169H50ZM66 170H67V169H66ZM79 170H81V169H79ZM96 170H99V169H98V166H97V169H96ZM127 170H128V169H127ZM129 170H130V169H129ZM133 170H134V169H133ZM135 170H136V169H135ZM168 170H169V169H168ZM4 171H5V170H4ZM6 171H7V170H6ZM33 171H34V170H33ZM33 171H32V172H33ZM48 171H49V170H48ZM54 171H55V170H54ZM60 171H61V170H60ZM60 171H59V172H60ZM64 171H65V170H64ZM82 171H83V170H82ZM102 171H103V170H102ZM137 171H138V170H137ZM170 171H171V170H170ZM7 172H8V171H7ZM9 172H10V171H9ZM9 172H8V173H9ZM16 172H17V173H18V172L20 173V172H22V170L20 171V169H19V170L16 171ZM24 172H25V171H24ZM44 172H45V171H44ZM65 172H66V171H65ZM67 172H71V170L69 171V169H68ZM73 172H74V173H73ZM73 172H72L73 174H76V172H75L74 170H73ZM93 172L98 173V171L96 172L95 170H93ZM93 172L91 173V170H90V171H89L90 175L92 174V176H93V174H94ZM163 172H164V171H163ZM165 172H166V171H165ZM165 172H164V173H165ZM10 173H11V172H10ZM40 173H41V172H40ZM49 173H50V172H49ZM85 173H86V175L89 174V173H87V171H86ZM100 173H101V170H100ZM100 173H99V174H100ZM180 173H181V172H180ZM20 174H21V173H20ZM30 174L32 175L31 172H30ZM56 174H57V173H56ZM56 174L54 173V175H56ZM61 174H62V173H61ZM66 174H69V173H66ZM66 174H65V175H66ZM116 174H118V175L120 174V175L117 177ZM158 174H159V173H158ZM172 174H173V173H172ZM182 174H183V173H182ZM0 175H1V174H0ZM25 175H26V173H25ZM49 175H50V174H49ZM65 175H64V176H65ZM76 175H77V174H76ZM90 175H89V176H90ZM141 175H142V174H141ZM156 175H157V174H156ZM160 175H161V174H160ZM173 175H174V174H173ZM175 175H176V174H175ZM178 175H179V174H178ZM58 176H59V175H58ZM66 176H67V175H66ZM74 176H75V175H73V177H74ZM82 176H83V174H82ZM96 176H97V175H96ZM102 176H103V175H102ZM115 176H116L117 180H118V178L120 179V182L118 181V183H121V185H119V186L121 187L120 189H121L123 192H121V190H119V189H116ZM161 176H164V175H161ZM179 176H181V175H179ZM21 177L23 178L22 174H21ZM60 177H62V176H59L58 178H60ZM70 177H71V173H70ZM73 177H72V180H73ZM85 177H86V176H85ZM99 177H100V176H99ZM126 177L130 178V179H128V180H130V183H128V180L126 179ZM150 177H151V179H152V176H150ZM174 177H175V176H174ZM183 177H184V176H183ZM219 177H220V175H219ZM2 178H3V177H2ZM9 178H10V177H9ZM42 178H43V177H42ZM55 178H57V176H56ZM55 178H54V179H55ZM74 178H75V177H74ZM77 178H78V177H77ZM83 178H84V177H83ZM83 178H81V179L83 180ZM146 178H147V177H146ZM159 178H160V177H159ZM161 178H163V177H161ZM167 178H168V177H167ZM223 178H224V177H223ZM60 179H62V178H60ZM60 179H59V180H60ZM67 179L69 180L68 176H67ZM81 179H80V182L82 183V180H81ZM88 179H89V178H88ZM92 179H93V178H91V180H92ZM95 179H96V178H95ZM147 179H148V178H147ZM168 179H169V178H168ZM219 179H220V178H219ZM0 180H1V178H0ZM43 180H44V179H43ZM59 180L56 179V182L59 181ZM68 180H66V183H65V184L68 183ZM77 180H78V179H77ZM91 180H90V181H91ZM156 180H157V179H156ZM162 180H163V179H162ZM169 180H170V179H169ZM176 180H177V179H176ZM4 181H5V178H4ZM44 181H46V180H44ZM74 181H76V180H74ZM84 181H85V180H84ZM92 181H93V180H92ZM100 181H101V180H99V182H100ZM106 181H105V182H106ZM131 181L133 182V184L131 183ZM153 181H154V180H152V184H153ZM159 181H160V180H159ZM47 182H48V181H47ZM49 182H50V181H49ZM59 182H60V181H59ZM61 182H63V180H61ZM61 182H60V183H61ZM97 182H98V181H97ZM171 182H172V181H171ZM219 182H220V181H219ZM3 183H4V182H3ZM43 183H44V182H43ZM72 183H74V182L72 181ZM93 183H96V180H95V182L93 181ZM149 183H150V180H148L147 185H148ZM156 183H157V181H156ZM167 183H168V182H167ZM173 183H174V182H173ZM173 183H170V184H173ZM220 183H221V182H220ZM223 183H225V182H223ZM1 184H2V183H0V185H1ZM49 184H50V183H49ZM62 184H63V183H62ZM68 184H69V183H68ZM86 184L88 185V182H86ZM91 184H92V183H91ZM91 184H89V186H90ZM97 184H98V183H97ZM127 184H128V185H127ZM130 184H131L132 187H130ZM163 184H164V183H163ZM163 184H162V185H163ZM179 184L182 185V184H184V183L180 182ZM23 185H24V184H23ZM56 185H57V183H56ZM56 185H54V186H56ZM176 185H177V184H176ZM197 185H198V184H197ZM197 185H196V187H197ZM3 186H4V185H3ZM50 186H51V184H50ZM58 186H59V184H58ZM69 186H70V185H69ZM69 186L66 185L65 187H69ZM101 186H102V184H101ZM128 186H129V191L132 190V189H133V190L129 192V191H128ZM152 186H153V185H152ZM159 186H160V185H159ZM167 186H168V185H167ZM172 186H173V185H172ZM184 186H185V185H184ZM1 187H2V186H1ZM1 187H0V188H1ZM105 187H106V186H105ZM176 187H179V186H176ZM181 187H183V186H181ZM196 187H195V188H196ZM199 187H200V185H199ZM61 188H62V187H61ZM95 188H96V187H95ZM170 188H172V187H170ZM170 188H168V189H170ZM183 188H184V187H183ZM183 188H181V189H182V190H185V192H186V188H187V187H185L184 189H183ZM189 188H190V187H189ZM2 189H3V188H2ZM71 189H72V188H71ZM71 189H70L69 192H72ZM80 189H82V188H81V185H80ZM87 189H88V188H86V191H88ZM101 189H102V188H101ZM154 189H155V188H154ZM172 189H173V188H172ZM197 189H198V188H197ZM67 190H69V189H67ZM74 190H75V189H74ZM95 190H96V189H95ZM116 190H118V191H119L120 193H122L123 195H124V193L126 194L127 191L129 192V193H127V195H126L128 198L125 196L126 199H127V203H129V205L127 204L128 206H122L120 203H117V202H116V201L118 200L119 197H121L120 200L123 199V197H124L123 195H121V194L117 191V192L119 193V194H118V193L116 192ZM178 190H179V188H178ZM195 190H196V189H195ZM3 191H4V190H3ZM3 191H2V192H3ZM61 191H62V190H61ZM81 191H82V190H81ZM86 191H84V192H86ZM124 191H126V192H124ZM8 192H9V191H8ZM59 192H60V191H59ZM74 192H75V191H74ZM76 192H77V190H76ZM105 192H106V191H105ZM132 192L134 193V195H133V194H132L133 196H132V195H129V194L132 193ZM139 192H140V191H139ZM175 192H176V191H175ZM175 192H174V194H175ZM181 192H182V191H181ZM66 193H67V191H65V194H64V195H66V197H67V194H66ZM81 193H83V192H81ZM87 193H88V192H87ZM87 193H84V194L87 195ZM90 193H91V192H90ZM93 193H94V192H93ZM102 193H103V190H102ZM102 193H101V194H102ZM212 193H213V192H212ZM219 193L221 194V192H219ZM222 193H223V192H222ZM225 193H226V192H225ZM230 193H231V192H229L227 195H229ZM3 194H4V193H2V195H3ZM70 194H71V193H70ZM73 194H74V193H73ZM117 194H118V196H117ZM137 194H138V195H137ZM5 195H7V194H5ZM10 195H11V194H10ZM119 195H121V196H119ZM158 195H159V194H158ZM163 195H164V194H163ZM178 195H180V194H178ZM182 195H183V194H182ZM182 195H181V196H182ZM223 195H224V194H223ZM227 195H226V197H227ZM62 196H63V194H62ZM84 196H85V195H84ZM99 196H100V195H99ZM99 196H98V198H99ZM159 196H160V195H159ZM181 196H180V198L183 197V196H182V197H181ZM218 196H219V194H218ZM221 196H222V195H221ZM57 197H58V196H57ZM57 197H56V199H57ZM69 197H70V196H69ZM77 197H79V196H78V193H77ZM101 197H102V196H100V199L103 198V197H102V198H101ZM131 197H132V198H131ZM140 197H142V196L140 195ZM145 197H147V196H145ZM161 197H162V195H161ZM163 197L165 198V196H163ZM163 197L161 198L160 203H161ZM230 197H231V196H230ZM1 198H2V197H1ZM58 198H59V197H58ZM61 198H62V197H60L59 200H60ZM63 198H64V196H63ZM63 198H62V199H63ZM72 198H73V196H72ZM82 198H83V194H82ZM86 198H87V197H86ZM91 198H92V197H91ZM96 198H97V195H96ZM107 198H108V197H107ZM147 198H148V197H147ZM180 198H179V199H180ZM219 198H220V197H219ZM67 199L69 200V198H66V200H67ZM77 199H78V198H77ZM79 199H80V198H79ZM83 199H85V198H83ZM83 199H82V200H83ZM88 199H89V198H87V206H90V205H91V203H90L91 200L89 201ZM93 199H94V198H93ZM142 199H143V198H142ZM144 199H145V198H144ZM154 199H155V198H154ZM154 199H153V200H154ZM172 199H173V198H172ZM177 199H178V198H177ZM224 199H225V198H223V200H224ZM226 199H228V198H226ZM229 199H230V198H229ZM229 199H228V200H229ZM70 200H71V199H70ZM72 200H73V199H72ZM108 200H109V199H108ZM148 200H149V199H148ZM153 200H152V201H153ZM182 200H184V199H182ZM221 200H222V199H221ZM228 200H227V201H228ZM60 201H61V200H60ZM60 201H59V202H60ZM63 201H64V200H63ZM94 201H95V200H94ZM99 201H100V200H99ZM144 201H145V200H144ZM155 201H156V200H155ZM155 201H153V203H154ZM184 201H185V200H184ZM184 201H183V202H184ZM232 201H233V200H232ZM59 202H58V203H59ZM77 202H78V201H77ZM81 202L84 203L83 201H81ZM100 202H101V201H100ZM139 202H140V201H139ZM142 202H143V201H142ZM150 202H151V200H150ZM166 202H167V201H166ZM175 202L177 203V201H175ZM180 202H181V200H180ZM180 202H179V203H180ZM7 203H8V202H7ZM49 203H50V202H49ZM67 203H70V202L68 201ZM78 203H79V202H78ZM102 203H103V201H102ZM102 203H101V204H102ZM107 203H108V202H106V204H107ZM124 203H125V202H124ZM158 203H159V202H158ZM162 203H163V202H162ZM172 203H174V202L172 201ZM176 203H175V204H176ZM228 203L230 204V202H228ZM228 203H227V204H228ZM12 204H13V203H12ZM12 204H10V205H12ZM47 204H48V203H47ZM50 204H51V203H50ZM56 204H57V203H56ZM60 204H61V203H60ZM60 204H59V205H60ZM62 204H63V203H62ZM62 204H61V206H63ZM70 204H71V203H70ZM94 204H95V203H94ZM101 204L99 203L98 205H101ZM141 204H142V203H141ZM141 204H140V205H141ZM145 204H146V203H145ZM150 204H151V203H150ZM175 204H174V205H175ZM183 204H184V203H183ZM229 204H228V205H229ZM2 205H3V201H2ZM4 205H5V203H4ZM54 205H55V204H54ZM57 205H58V204H57ZM57 205H56V206H57ZM68 205H69V204H68ZM84 205H85V204H84ZM96 205H97V204H96ZM109 205H110V203H109ZM142 205H143V204H142ZM152 205H153V204H152ZM166 205H167V203H166ZM223 205H224V204H223ZM230 205H231V204H230ZM61 206H60V207H61ZM73 206H74V205H71L72 208H73ZM76 206H77V204H76ZM112 206H113V205H112ZM147 206H149V205H147ZM154 206H156V205L154 204ZM154 206H153V207H154ZM180 206H181V205H180ZM183 206H184V205H183ZM48 207H49V206H48ZM51 207H52V205H51ZM57 207H58L59 210L57 209ZM57 207H56L55 209H57V211L59 212V211H60V208H59V206H57ZM84 207H85V206H84ZM92 207H93V206H92ZM92 207H90V208L92 209ZM95 207H96V206H95ZM108 207H109V206H108ZM115 207H114V208H115ZM127 207H128V209H127ZM150 207H151V206H150ZM153 207H152V208H153ZM228 207L231 208L230 206H228ZM4 208H5V207H4ZM11 208H12V207H11ZM49 208H50V207H49ZM64 208H65V206H64ZM78 208H79V207H78ZM229 208H228V210H229ZM1 209H2V208H1ZM45 209H46V208H45ZM73 209H74V208H73ZM86 209H89V208H86ZM95 209H96V208H95ZM149 209H150V208H149ZM231 209H232V208H231ZM231 209H230V211H231L230 213H232V210H231ZM74 210H75V209H74ZM112 210H113V209H112ZM114 210H115V209H114ZM142 210H144V209L142 208ZM147 210H148V207H147ZM51 211H52V210H51ZM65 211H66V209H65ZM70 211H71V210H70ZM77 211H78V210H77ZM85 211H86V210H85ZM117 211H118V213H117ZM123 211H124V212H123ZM128 211H129V212H128ZM145 211H146V209L144 210V212H145ZM148 211H149V210H148ZM148 211H146V212H148ZM154 211L156 212V209H153V212L151 213V215L153 214V217H154V213H155ZM55 212H56V211H55ZM66 212H67V211H66ZM82 212H83V211H82ZM146 212H145V213H146ZM226 212H227V211H226ZM43 213H44V212H43ZM60 213H61V212H59V214H60ZM69 213H70V212H69ZM72 213H73V212H72ZM89 213H90V211H89ZM187 213H188V212H187ZM40 214H41V213H40ZM59 214H58V215H59ZM62 214H64V213H62ZM62 214H60L61 217H62ZM65 214H66V213H65ZM65 214H64V215H65ZM73 214L76 215L75 213H73ZM149 214H150V213H149ZM159 214H160V213H159ZM54 215H55V214H54ZM54 215H53V216L50 215L51 218L54 217ZM82 215H83V213H82ZM82 215H81V216H82ZM84 215H85V212H84ZM91 215H92V214H91ZM112 215L114 216V214H112ZM116 215H115V217H116V219H117V216H116ZM160 215H161V214H160ZM183 215H184V214H183ZM189 215H190V214H189ZM232 215H233V214H232ZM3 216H6V215H3ZM15 216H16V215H15ZM56 216H57V215H56ZM77 216H78V215H77ZM89 216H90V215H89ZM89 216H88V217H89ZM141 216H143V217H141ZM161 216H162V215H161ZM10 217H11V216H10ZM46 217H47V216H46ZM58 217H59V216H58ZM63 217H65V216H63ZM67 217H68V221H65V223L67 222V225H70V223L72 222V220L74 219L75 216L73 217V215L70 214V218H69L68 215H67ZM72 217H73V218H72ZM84 217L86 218V216H84ZM188 217H189V216H188ZM188 217H187V218H188ZM1 218H2V217H1ZM51 218H50V219H51ZM75 218H76V217H75ZM77 218H78V217H77ZM123 218H124V217H123ZM141 218H142V219H141ZM145 218H146V217H145ZM148 218H149V217H148ZM160 218H161V217H160ZM191 218H192V217H191ZM191 218L188 219L189 221H188L187 224H190V221H191L190 219H191ZM5 219H6V221H7L8 218H5ZM13 219H15V218L13 217ZM46 219H47V218H46ZM53 219H54V218H53ZM59 219H60V218H59ZM70 219H71V220H70ZM87 219H88V218H87ZM87 219H86V220L84 219V220L87 221ZM113 219H114V218H113ZM125 219L127 220L128 218H125ZM125 219H124V220H125ZM151 219H152V217H151ZM153 219H154V218H153ZM55 220H56V222L58 223V224L56 223V224H57V225H56L57 227H56L55 231L52 230V231H53V232H52L51 229H50L49 231L45 230V232H43V233H44V236H45L44 239L47 238V237H52V236H54V237L56 238V239H54L55 241L52 242V243L50 242V241H51L50 238H48V241H46L47 239H45V240H44L45 242H43V243H44V245H43V252H44V254H45V257L47 256V259H46V260H48L49 257H50V258H49L50 261L53 260V259H51V257L53 256V255L51 254V252H52L53 249H54L55 252H56V253H55V257H56V258L54 257V258L56 259V261H57L56 264H75V263L77 262L78 258H73V257L70 256L71 254L69 255V253H68V246H69V245L67 246V244H68V242L70 241V239H69V241L66 240V237H67V236L65 237V236L62 234V233H64V232L60 229L62 223L59 224V222H62L63 220H62V219H61L62 221H61V220H57V219H55ZM77 220H78V219H77ZM124 220H121V221H123V223H124ZM184 220H185V219H184ZM12 221H13V220H12ZM27 221H28V220H27ZM47 221H48V220H47ZM51 221H53V220H51ZM58 221H59V222H58ZM70 221H71V222H70ZM94 221H95V220H94ZM116 221H117V220H116ZM127 221H128V220H127ZM127 221H126V222H127ZM147 221H148V220H147ZM151 221H152V220H151ZM160 221H161V220H160ZM180 221H181V220H180ZM186 221H187V220H186ZM186 221H184V223H185ZM3 222H4V221H3ZM33 222H34V221H33ZM33 222H32V225L34 224ZM53 222H54V223H53ZM53 222L51 223V225H52V224H53V225L55 224V221H53ZM87 222H89V224H90V221H87ZM152 222H154V220H153ZM152 222H151V224H153ZM16 223H17V222H16ZM73 223H75V220L73 221ZM103 223H104V222H103ZM146 223H147V222H146ZM8 224H9V225H8ZM8 224L5 225V223H4V226L6 227V229H9V228L7 227V225H8L9 227H11V225H12V223H8ZM41 224H43V223H41ZM48 224H49V223H47L46 225H48ZM78 224H80V222H79ZM113 224H114V222H113ZM133 224H134V223H133ZM142 224H143V222H142ZM144 224H145V223H144ZM144 224H143V226H144ZM147 224H148V223H147ZM149 224H150V223H149ZM151 224H150V227L152 228V226H153L154 224H153L152 226H151ZM181 224H182V223H181ZM193 224H194V223H193ZM34 225H35V224H34ZM46 225H45V226H46ZM53 225H52V226H53ZM58 225H59V226H58ZM71 225H73V224H71ZM84 225H85V224H84ZM86 225L88 226V224H86ZM103 225H105V224H103ZM185 225H186V224H185ZM185 225H184V226H185ZM194 225H195V224H194ZM14 226H15V225H14ZM22 226H23V225H22ZM25 226H26V223H25ZM30 226H31V224H30ZM43 226H44V224H43ZM43 226H42V227H43ZM54 226H55V225H54ZM54 226H53V227H54ZM73 226H75V225H73ZM80 226H81V225H80ZM95 226H96V225H95ZM138 226H139V225H138ZM138 226H136V227L138 228ZM147 226H148V225H147ZM180 226H181V225H180ZM190 226H192V224H190ZM5 227H3V228H5ZM31 227H32V226H31ZM64 227H65V226H64ZM91 227H92V225H91ZM105 227H106V226H104V228H105ZM118 227H119V229H120V226H118ZM123 227H124V226H123ZM133 227H134V226H133ZM133 227H132V225H131V228H133ZM145 227H146V226H145ZM150 227H149V228H150ZM176 227H177V226H176ZM187 227H188V226H186V229H187ZM25 228H27V226L24 227V228L22 227L23 230H24ZM47 228H48V227H47ZM54 228H55V227H54ZM66 228H67V227H65V229H66ZM72 228H73V227H72ZM75 228H76V227L73 228V232H72L73 234H72V233L70 234L71 237H73V238H74L75 233H77V232L75 231V230H76ZM92 228H93V227H92ZM114 228H115V227H114ZM151 228H150V229H151ZM153 228H154V227H153ZM158 228H159V226H158ZM174 228H175V227H174ZM189 228H190V227H189ZM189 228H188V229H189ZM195 228H196V227H195ZM32 229H33V228H32ZM32 229L30 230V232L32 231ZM39 229H40V228H39ZM69 229H71L70 226H69ZM86 229H87V228H86ZM89 229H90V225L88 226V231H87L88 233H89V231H90ZM94 229H95V228H94ZM94 229L91 230L92 233H93V230H94ZM102 229H103V228H102ZM117 229H118V228H117ZM123 229H125V228H123ZM180 229H181V228H180ZM15 230H16V227H15ZM27 230H28V229H27ZM33 230H34V229H33ZM43 230H44V229H43ZM43 230H42V231H43ZM60 230L62 231V233H61ZM126 230H127V229H125V231H126ZM135 230H136V229L134 228V231H135ZM138 230H139V229H138ZM146 230H147V229H146ZM174 230H175V229H174ZM174 230H173V231H174ZM190 230H191V229H190ZM10 231H13V232H14V228H12ZM50 231H51L52 233H50ZM67 231H68V230H67ZM67 231H66V232H67ZM77 231H78V230H77ZM99 231H100V230H99ZM103 231H104V230H103ZM105 231H106V230H105ZM127 231H128V230H127ZM129 231H130V229H129ZM151 231H152V232H151V233H152V236L154 237L153 230H151ZM173 231L171 232L172 234H174ZM183 231H184V230H183ZM187 231H189V230H187ZM1 232H2V231H1ZM3 232H4V231H3ZM28 232H29V231H28ZM28 232H27L26 229H25L24 231H22V232L20 233V236H18V239H16V240H18V243H19V246H20V247H19L18 244H17V248L19 247V249H20V251H21L20 253H21V255H22V256H21V255H20V256H21V258H22L23 261H24V263H22V264H34V263H35V258H36L35 253L38 252V248L40 247V246H39V243H33V242L31 241V238H33V236L35 237V235H34L35 233H34V234H33V233L30 234V232H29V233H28ZM33 232H35V231H33ZM66 232H65V234H66ZM123 232H124V230H123ZM143 232H144V229H143ZM158 232H159V229H158ZM189 232L192 233L193 231L191 230V231H189ZM5 233H6V232H5ZM88 233H87V234H88ZM131 233H132V232H131ZM149 233H150V232H149ZM177 233H178V232H177ZM17 234H18V233H17ZM56 234H57V236H55ZM67 234H68V232H67ZM77 234H78V233H77ZM132 234H133V233H132ZM132 234H131V235H132ZM136 234H137V236H138V238H139V235H138L139 232H137V230H136L135 235H136ZM143 234H145V233H143ZM147 234H148V232H147ZM147 234H145V237H146ZM183 234H184V233H183ZM188 234H189V233H188ZM8 235H9V233H8ZM10 235H11V234H10ZM68 235H69V234H68ZM89 235L91 236V233H90ZM97 235H98V234H97ZM104 235H106V234H104ZM104 235H103V236H104ZM124 235H126V233H125ZM0 236H2V235L0 234ZM6 236H7V235H6ZM12 236H13V233H12ZM14 236H15V234H14ZM42 236H43V235H42ZM142 236H144V235H142ZM173 236H174V235H173ZM173 236H172V237H173ZM262 236H263V233H262ZM54 237H53V238H54ZM125 237H127V236H125ZM128 237H129V236H128ZM145 237H144V238H145ZM181 237H183V236H181ZM8 238H9V236H8ZM11 238H12V237H11ZM13 238H14V237H13ZM15 238H16V237H15ZM67 238H68V237H67ZM93 238H95V233H93ZM93 238H92V239H93ZM97 238H98V237H97ZM101 238H102V237H101ZM129 238H130V237H129ZM175 238H176V237H175ZM5 239H6V238H5ZM9 239H10V238H9ZM149 239H150V237H149ZM152 239H153V238H152ZM176 239H177V238H176ZM235 239H238V238H235ZM0 240H1V239H0ZM13 240H15V239H13ZM90 240H91V239H90ZM127 240H128V239H127ZM127 240H126V241H127ZM133 240H135V238H134ZM137 240H138V239H137ZM154 240H155V239H154ZM158 240H159V239H158ZM173 240H174V239H173ZM4 241H5V240H4ZM33 241H34V240H33ZM76 241H78V240H76ZM97 241H98V240H97ZM0 242H1V241H0ZM78 242H79V241H78ZM78 242H77V243H78ZM90 242H91V241H90ZM92 242H95V239L92 240ZM129 242H130V240H129ZM133 242H135V241H133ZM138 242H139V240H138ZM140 242H141V241H140ZM145 242H146V241L144 240V243H145ZM159 242H160V241H159ZM2 243H3V242H2ZM12 243H13V241H12ZM12 243H11V244H12ZM14 243H15V242H14ZM97 243H98V242H97ZM99 243H100V241H99ZM135 243H137V242H135ZM148 243H150V241H148ZM155 243H156V242H155ZM160 243H161V242H160ZM3 244H4V243H3ZM3 244H2V245H3ZM7 244H8V243H7ZM11 244H10V246H11ZM73 244H74V243H73ZM129 244H130V243H129ZM138 244H139V243H138ZM161 244H162V243H161ZM98 245H99V244H98ZM122 245H123V244H122ZM139 245H141V244H139ZM142 245H143V244H142ZM145 245H146V247L148 246L147 244H145ZM153 245H154V244H153ZM159 245H160V244H159ZM8 246H9V245H8ZM92 246H93V244H92ZM92 246H90V247H92ZM94 246H96V244H94ZM100 246H101V245H100ZM128 246H129V245H128ZM134 246H136V245H134ZM120 247H121V246H120ZM122 247H123V246H122ZM146 247H145L144 249H146ZM98 248H99V247H98ZM129 248H130V250H128V251L131 252V251H132V250H131V247H129ZM160 248H161V247H160ZM163 248H164V247H163ZM88 249H89V248H88ZM96 249H97V246H96ZM120 249H121V248H120ZM120 249H119V250H120ZM142 249H143V248H142ZM150 249H151V248H150ZM153 249H154V251H155V248H153ZM156 249H158V248H156ZM11 250H12V249H11ZM11 250L9 249L7 252H9V251H11ZM14 250H15V246H13V253H16V252H14ZM36 250H37V251H36ZM92 250H93V249H92ZM134 250L136 251V249H134ZM147 250H148V249H147ZM147 250H145V251H147ZM39 251H40V249H39ZM85 251H86V250H85ZM94 251H95V247H94ZM94 251H91V252L94 253ZM123 251H124V250H123ZM137 251H138V250H137ZM150 252H151V251H150ZM155 252H156V251H155ZM155 252H154V253H155ZM160 252H161V251H160ZM52 253H53V252H52ZM83 253H84V251H83ZM119 253H120V252H119ZM133 253H134V252H133ZM147 253H148V251H147ZM147 253H146V254H147ZM11 254H12V253H11ZM17 254H18V253H17ZM38 254H39V253H38ZM77 254H78V252H77ZM86 254H87V251H86ZM86 254H84V255H86ZM90 254H91V253H89V255H90ZM120 254H123V252H121ZM128 254H129V253H128ZM136 254H138V253H136ZM5 255H6V254H5ZM13 255H14V254H13ZM13 255H12V256H13ZM79 255H80V254H79ZM91 255H92V254H91ZM95 255H96V254H95ZM130 255H132V254H130ZM138 255H139V254H138ZM143 255H145V252H144ZM156 255H157V253H156ZM161 255H162V254H161ZM161 255H160V256H161ZM37 256H38V255H37ZM145 256H148V255H145ZM150 256L152 257V254H150ZM158 256H159V255H158ZM160 256H159V258H160ZM162 256H163V255H162ZM14 257H16V256L14 255ZM76 257H79V256L77 255ZM98 257H99V256H98ZM123 257H124V256H123ZM130 257H131V256H130ZM138 257H139V256H138ZM138 257H137V258H138ZM151 257H150V260H152ZM37 258H39V257H37ZM83 258H84V257H83ZM142 258H144V256H143ZM142 258H141V260H142ZM147 258H148V257H147ZM16 259H17V258H16ZM18 259H19V258H18ZM22 259H20V260H22ZM85 259H86V258H85ZM90 259H91V258H90ZM90 259H89V260H90ZM94 259H95V258H94ZM49 260H48V264L50 263ZM92 260H93V258H92ZM92 260H91V261H92ZM124 260H125V258H124ZM146 260H147V259H146ZM162 260H163V259H162ZM14 261H15V260H14ZM23 261H21V262H23ZM93 261H94V260H93ZM97 261H98V258H97ZM121 261H122V260H121ZM130 261H131V260H130ZM148 261H149V259H148ZM8 262H9V261H8ZM38 262H39V261H38ZM78 262H79V261H78ZM132 262H133V261H132ZM137 262L139 263L138 260H137ZM143 262H145V260H144ZM143 262H142V263H143ZM150 262H151V261H150ZM152 262H153V261H152ZM161 262H162V261H161ZM5 263H6V262H5ZM51 263H52V262H51ZM51 263H50V264H51ZM80 263H81V262H80ZM120 263H121V262H120ZM123 263H124V262H122V264H123ZM138 263H137V264H138ZM140 263H141V262H140ZM142 263H141V264H142ZM162 263H163V262H162ZM15 264H16V263H15ZM18 264H19V263H18ZM93 264H95V262H94ZM152 264H153V263H152ZM163 264H164V263H163Z\"/></svg>",
  "mask_w": 264,
  "mask_h": 264
},
{
  "label": "snow or ice",
  "instance_id": "obj_3",
  "mask_svg": "<svg viewBox=\"0 0 264 264\" xmlns=\"http://www.w3.org/2000/svg\"><path fill=\"white\" fill-rule=\"evenodd\" d=\"M262 4H264V0H261ZM261 67L262 69H264V53H262V56H261ZM7 264H11V262H7Z\"/></svg>",
  "mask_w": 264,
  "mask_h": 264
}]
</instances>
